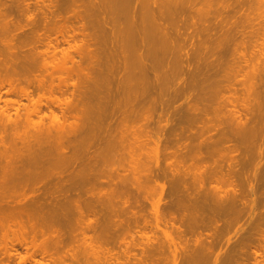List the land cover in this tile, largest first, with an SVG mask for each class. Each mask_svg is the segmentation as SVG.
<instances>
[{
	"label": "rangeland",
	"instance_id": "1",
	"mask_svg": "<svg viewBox=\"0 0 264 264\" xmlns=\"http://www.w3.org/2000/svg\"><path fill=\"white\" fill-rule=\"evenodd\" d=\"M12 1V2H11ZM47 1V2H46ZM50 1V2H49ZM53 1H55L54 3H52ZM58 1H60V2H58ZM90 1H92V2H94V4H96V2L97 1H99V0H82V4L80 5V2H81V0H79L78 1V3L75 5V10H76V12H78L77 13V15H76V13H75V11H73L72 10V8H71V10H70V8L68 7V5H66L67 7H65L66 8V10L67 9H69L70 10V14H72V15H69V10H68V12L67 11H64V9H63V11L64 12H62V15H65L64 17H66L65 19H64V17H63V19H61V20H59V21H61V23H57V21H56V23L57 24H51L50 26H51V28L49 27V29L47 30V31H49V32H46L47 34H49L50 36H51V38H54V40H55V36L56 37H59V39H60V45H59V47H57V48H59L58 50H59V52H57L56 54H55V60L54 61H56V62H58V64L57 65H59V63H60V65H61V61L60 60H62L63 62H64V59L66 60V64H65V62H64V66L63 67H66V68H62L61 70H57V68H53L52 67V65H56V63H51L52 65H50L48 62H50V61H52V62H54L53 61V59L52 60H49V59H46L47 57L46 56H44L45 54H43L42 52L40 53V51H38V53H40V54H38V53H36L37 55H35V54H33V56H32V53H31V55H28V56H32V57H34L35 56V58L36 57H41L39 60H37V62L39 61V64H41V66H44L43 68L42 67H40V65H39V67H36V65L34 64V63H36V62H31L30 63V61H31V59L29 58V57H27V55L26 54H29V53H27L30 49H28L29 47H31V46H29L31 43H30V39H28V35H29V37L31 36L32 38H33V36H35V38L37 37V35H35V34H38V32H36V31H32L31 32V24H30V19H29V15L30 14H32V15H36L37 13H39V14H41L42 12H41V8H42V5L43 4H45V5H43V7L44 6H47V4H49L48 6H50L51 5V3L52 4H57V5H60V3L61 4H63V6H65V3H63V0L61 1V0H19V2H20V4L18 3V0H0V59H2L3 60V58H5V56L9 53V52H14L15 53V55H16V53H17V56H21V53H23L22 54V56L21 57H23V58H21V62L24 64V62L26 63L27 61L24 59V52L26 53L25 55V58H29L30 59V61L29 62H27L26 64H28V65H32V64H34V65H32V66H34V68H37V70L38 71H36L33 67V69L32 70H35V72L36 73H38L39 74V76L38 77H42L44 80H46V82L45 83H47V84H51V83H54V84H58V83H62V84H65V83H67L68 85L72 82H80L81 84L83 83V85L84 84H88L89 82H93V81H97L98 83H102L101 85H99V88H98V92H99V95L100 96H102V97H105V96H108V94H110L111 95V97L112 96H114V95H116V93H115V87H116V84L117 83H122V86H120L121 88H122V93L121 94H119V96L120 97H123V98H125V97H128V96H132V94L133 95H135V94H137V95H140L139 96V98H143L144 96L143 95H145V97H144V99H143V101L140 99V101H139V103L142 101V103L141 104H138L137 106H139V107H137V111L138 110H140L139 112H140V115H141V117H140V115H138L139 113L137 112V117H134L133 118V116H130L129 114H125L124 115V112L123 113H120V112H118L117 114H118V116H119V118H117L118 116H115V117H113L114 119H113V121L115 122V118H117L116 120L117 121H119L120 120V122H119V124H121L122 125V127H123V129H126V126L128 125V124H132L133 122V119H134V124H135V126H136V129L138 130V128L141 126L140 124H144V123H147V124H145L146 126H148V127H146V129L145 130H143L142 132V135L143 136H145V137H143L142 135V138L141 139H139L138 141H135V139H133L132 138V135L130 136V138L131 139H133V141L134 142H137L136 143V145L138 146V147H136V145H135V143L133 142V141H126V143L129 145V146H132V147H129V146H127V145H125L124 146V148L122 147V146H120V147H122V149L119 147V152H118V155L115 157V159H113V158H105V160L107 161H111V163H115L114 165L113 164H111V163H109V162H107L108 164H106V161L104 162V164H103V167L105 168H107L108 170H110V169H113L114 168V170H110V171H117V173H119V175L123 178H121L123 181H124V179H125V183H127V185H125V183L123 184V181H122V185H123V187L121 188V190H120V192H119V194H121L122 193V195L121 196H123L122 197V200H124L125 198L124 197H126V199L127 200H125L126 201V204L124 203L125 201H121V203H119L120 202V198L118 197V198H116L115 200L116 201H118L117 202V206L115 205V206H113V205H110V203H108L107 204V206L106 207H108V208H106L107 210H105L106 211V220H104L103 218H101L102 220H101V223H102V226H103V228H102V226H101V228L100 227H98V228H96V229H101V231H100V229H99V231H97L96 229H94V228H91V230L93 231H91L90 229H85L84 231H86L85 232V234H89V235H92V236H96V237H98V235H99V233H103L102 231H104L105 232V235H106V237L108 238V240H107V238H106V240H107V242H105V244L104 243H101L99 240H95V242H97V243H94L93 244V242H92V244L90 243H85V242H83L82 241V243L84 244V246H83V244H81V239L80 238H82V240H83V237H84V233H82L83 232V230H81L80 228H81V226L83 227L84 226V223L83 224H81V226L80 227H78V226H76L77 228H75L74 226V228L75 229H73V228H71V229H73V230H71L70 229V227H72V226H66V227H68V228H66L65 227V231L67 230L68 231V234L70 235V233H71V235H70V237L72 238L73 236V239H70L69 238V236H68V234H67V238H68V240H67V238H66V242H68L67 243V245L66 244H64V245H59V246H56V244H54V239H52L51 237H49V238H51L50 240H49V238L48 239H44L43 237H41L40 238V236L37 238V245H36V241H34V242H32V243H34L33 245H32V243H30L31 241H30V239H32L30 236V234L31 233H29L28 232V234H27V236H26V234L24 233L23 234V232H21V230H19L16 226H12L13 227V229L11 230L10 228H8V229H10V231L7 229V228H4V230H1V229H3V227L2 226H0V243L2 244V245H0V246H2V247H0V264H38L37 263V261H35V259L36 260H39L40 258L41 259H43L42 261H44L45 262V260H46V262L45 263H47V264H51V263H54V264H68V262H69V264L71 263V264H79V263H81V264H97V262H96V260L98 261L99 260V262H98V264H111V262H112V264H121V263H123L124 262V259H125V257H128V264H136V263H134V259L132 260V258H134V256H135V253H137L136 255H137V257L139 256H141V255H143L142 253H141V251H140V249L141 248H139V247H141L139 244L141 243V241L144 239V240H146V236H147V238L149 237V239H147L146 241L150 244H148V246L150 247V249H153V250H155V249H157L156 248V246L157 245H159V243L158 242H161V241H164V239H165V241H169L170 242V240L171 239H173L174 241H176V242H178L179 244H181V246H182V248H183V246L185 245L184 243L186 242V240L187 241H189V240H191V241H189V242H187L186 244L187 245H185L184 246V248H185V250H184V252H187L186 254L187 255H189V257H190V253H193L195 250H197L198 248H200L201 246H203V243H202V241H203V239L202 238H204V240L205 241H203L204 243H205V245L207 244V246H208V243L207 242H210V244H209V246H208V248L206 247V246H204V249L206 250V252H208V254L210 255V256H208L207 258H209V259H205L206 260V263H205V261H203V262H201V264L202 263H204V264H214V259H215V257L216 256H218V255H221V256H218V263L219 264H264V256H262V255H264L263 253V251H264V246H261V245H264V195H262L261 193L262 192H264V190L263 189H261V190H259L258 191V195L256 194V197H257V199L259 200L260 198H261V200L262 201H260V203L258 202V200H256V202H257V205L255 206V209L252 211L251 210V199H252V193H251V190H247V189H249L250 188V186H249V181H253V182H255V180H253V174H254V169H253V166H254V168H255V163L260 159L259 158V156L258 157H255L256 156V153L255 152H253V151H256V149H260V147L262 146V143H263V141H264V134L262 133L261 135L263 136V137H261V135L260 134H258L257 135V137H261V138H258V141H259V143L257 144V143H255L257 140H256V136L255 137H252V138H248V140H244V142L242 143L241 142V139L239 140L240 141V143H239V141H238V148L240 149V150H244V153H245V156L248 158V160L250 159L251 161V163L252 162H254L253 161V159L255 160V162H254V164H252V167L250 168V165H251V163L250 164H248L247 163V165L249 166H246V168H244L245 167V165H244V170H243V174H242V178H241V180L240 181H242V184L241 185H243V186H241V188H242V190H243V187L245 188V186L247 185L248 187L246 188V189H244V191H242V192H245V193H241L240 194V197H242L241 199H237V200H240V201H238V207H237V209L238 210H240L238 213H237V216L235 215V214H233L232 216H230V215H227L226 217L228 218H226L225 216H223V218H221L222 217V215H216V213L215 212H213L212 210H207V212H210V214L212 213L213 215L215 214V216H217L218 218H216V221H214V216L212 217V215H209V213H206L205 215H204V217H205V221H204V223L203 224H207V223H212V225H210L209 226V224H208V226L209 227H205L206 228V230H208V231H206L205 229L203 230V228L202 227H204V226H201V231H200V229H197V231H195L196 229H194V230H192V235H191V229H190V226H194L195 225V222H194V220L192 219V217H189V216H191L190 215V211L189 210H186V211H183V214L185 215V216H183L184 217V219H185V221L187 220H189L190 222H192V224L191 223H187V221H186V223L185 224H179L178 222H176L177 224H171L170 225V223L171 222H169L170 220V217H172V215L173 214H176L177 212H178V210H177V207L175 206L174 207V197H172V196H174L173 194H171V189L173 188V177L172 176H170V175H172V172H174L175 171V168L178 166L179 168H180V166L179 165H181V166H183V169H186L187 171V173H189L188 174V176H190V177H192L193 175H195V173H197V174H199V172H197V171H199L200 170V168L201 167H203V166H205L204 165V163H208V164H210V163H212L211 165L214 167V175L217 173L216 171V168H219V166L220 165H222V164H224L223 165V172H222V170H221V173L219 172L220 170H218V172H219V174H217V175H215V178L216 177H226V176H224L223 174H225V173H227V172H225L226 170H227V168H228V162H232L233 161V159L231 158L232 156H231V154H232V150L230 151L227 147H226V145H227V143H225V142H223L224 143V146H223V144L221 143L222 141L221 140H223V135H222V130L224 129V125H225V123H226V121L227 120H225L226 119V117L228 116V113L230 114V112H232V111H237V112H239V115L241 114L242 115V118H244L246 115L245 114H247V113H251L252 111L251 110H253L254 112V115L257 113V114H263L264 115V73H262V72H260V71H262V70H264L263 68H264V62H263V64H262V61H264V58H263V56H264V21H262V20H264V0H246V2L245 1H240V2H238L237 0V2L235 1V0H233V3H235V4H233V3H231V6L230 7H232V6H234V7H236V8H234V7H232V8H228L227 6V8L228 9H230V10H226L225 8H224V6H223V10L222 9H219L220 8V6H221V4L224 2V0H217V1H222V3L220 4V3H218V4H216L215 3V1H213V2H211V3H213L212 5H210L211 3H210V0H198V1H196L195 3H193L192 1H189V3H193V5H188L187 6V4H189L186 0H182V2H179V3H176V1H174L175 3H173V1L172 0H156L157 1V3L156 2H154L153 0L151 1V3H150V1L149 0H112V1H110V0H108V4H111V5H114V8L115 9H110L111 11V15L114 17V18H116V20H117V29H115V31H114V33L112 34V24H111V22H108L109 20H111L110 18L106 21L107 22V25L103 22V24L101 25H99V23H100V21L99 22H95V21H98L99 20V18H100V15L97 13V11H96V9H93V7L95 8V6L97 5H94L92 2H90ZM184 1V2H183ZM200 1V2H199ZM212 1V0H211ZM216 1V2H217ZM231 1V0H230ZM249 1V4H246L247 2ZM7 4V3H9V4H5V3ZM44 2V3H43ZM46 2V3H45ZM64 2H66V1H64ZM86 2V3H85ZM172 2V3H171ZM227 2H228V0L226 1L225 0V2L223 3L224 5L226 4L227 5ZM3 3H4V5H3ZM14 3V5H12ZM18 3V4H17ZM23 3V4H22ZM25 3H26V5H25ZM90 3V4H89ZM155 5H154V4ZM182 3V4H181ZM214 3L216 4V5H214ZM229 3V2H228ZM229 3V4H230ZM239 3H244L245 5H243L244 7H241V8H243V9H239V6L241 5V4H239ZM11 4V5H10ZM84 4V5H83ZM175 4V5H174ZM178 4H181L182 6H179V8H181L180 10H178L179 8H177V5ZM185 4H186V7H187V11H185V9H183V7H185ZM220 4V5H219ZM222 4V5H223ZM229 4H228V6H229ZM236 4H238L237 6H236ZM30 5H32V6H30ZM33 5H35V6H33ZM80 5V8L78 7ZM92 5V6H91ZM171 5H173V6H176V7H174V9L176 10V8H177V10L179 11V12H181L182 10L184 11V12H186V13H184V12H182L184 15H185V17H184V15L182 14V13H180V15L182 16V21H183V18H184V22L185 23H183L182 24V21H180L181 20V16L179 15V12H176L175 11V14L177 15V13H178V16H180V17H176V15L174 14V11H173V7L171 6ZM195 5H197L196 6V8H199L200 9V11H196L195 10V12H193L192 10H194L195 9ZM217 5L219 6V10H220V12H219V10L217 9ZM247 5V6H246ZM28 6H29V8H28ZM36 6H38L37 8H35ZM90 6V7H89ZM110 6V5H109ZM135 6V7H134ZM191 6V7H190ZM194 6V7H193ZM210 6H213L212 8L210 7ZM242 6V5H241ZM2 7V8H1ZM5 7V8H4ZM12 8L11 10L9 9V8ZM77 7V8H76ZM83 7H85L86 8V10H85V8H83ZM97 7V6H96ZM170 7V10H172V14H174L175 16H174V18H173V20L175 19V17L179 20H174V21H172V22H170L171 24H169V26H171L172 27V30H171V28L168 26V28H170L169 30H170V35L172 34V36H171V38L173 39V43H176L175 44V46H173V43L171 44V47L173 46L174 48H175V51L173 50V47H172V49H170L171 47L169 46V49H167L168 50V52H166L167 54H165L166 55V59H167V57L170 59H167V67H166V69H165V66H164V69H162L163 67H159L160 69H157L158 70V72H159V74H158V72H157V70L155 71L156 72V74L154 73V71H152V69L150 68L149 69V72H148V77L144 74V70H145V68H149V66H150V62H151V56L153 55V53H152V51H150V55H149V52H148V50H147V46H146V42H145V44H140L139 43V41H140V36L141 35H144L145 37L147 36L148 38H151V39H154V37H155V35L157 34V30H156V28H155V26H154V15L157 17V18H159V16H161V14H162V18L165 20V23L168 21V18H167V20H166V17L165 16H171L172 14H170V10L168 9ZM185 7V8H186ZM193 7V8H192ZM215 7V8H214ZM222 7V6H221ZM132 8H134L135 9V13H136V20H137V27H136V29H135V32H132V30H131V27H130V24H129V15H130V13L132 12ZM151 8H159L160 10L159 11H156V12H154V14H153V9H151ZM189 8H191V9H189ZM214 8V9H213ZM34 9V10H33ZM38 9H40L39 11H38ZM82 9V10H81ZM84 9V10H83ZM156 9V10H157ZM210 9L211 10H213V11H210ZM239 9V10H238ZM244 9H246V10H244ZM34 12H32V11ZM78 10H81L80 12L78 11ZM94 10H95V12H94ZM112 10H114L113 12H112ZM218 10V11H217ZM225 13L226 12V14L227 15H225L226 17L227 16H229L230 15V18H231V15H232V13L231 14H229L230 13V11H232V12H234L233 13V15H235V17H232L233 18V20H230V22H229V24L233 21H235V20H237V22H236V24H235V22L233 23L234 25L232 26L231 24L229 25V24H227V27H224V25H223V27H221L222 26V24L224 23H226L225 22V20L224 19H220L222 16H224V13L223 14H221V12L222 11ZM226 10V11H225ZM73 11V12H72ZM86 11V12H85ZM161 11V12H160ZM227 11H229V12H227ZM249 11V12H248ZM92 12V13H91ZM213 12H214V14H213ZM218 12H219V16L217 15L218 14ZM245 14H244V13ZM75 15H74V14ZM80 13V15H78ZM82 13H85V15H84V17L82 16ZM89 13H90V15H89ZM98 15H97V14ZM216 13V14H215ZM239 13V14H238ZM243 13V14H242ZM88 14V15H87ZM94 14H96V15H94ZM164 14V15H163ZM187 14H188V16H187ZM190 14V15H189ZM216 15V17L217 18H219V19H217L218 20V22H217V20L215 19V16ZM10 18H9V17ZM77 16H79V17H77ZM165 18H164V17ZM244 16V17H243ZM6 17H8V19L6 18ZM76 17V18H75ZM87 17V18H86ZM89 17H91L90 19H88ZM94 17V18H93ZM108 17H109V15H108ZM107 17V18H108ZM172 17H173V15H172ZM171 17V18H172ZM240 17V18H239ZM242 17H243V19H242ZM79 18H81V19H79ZM95 18H96V20H95ZM98 18V19H97ZM171 18H169V19H171ZM180 18V19H179ZM222 18H225V17H222ZM227 18H229V17H227ZM227 18H225L226 20H227ZM231 18V19H232ZM3 19V20H2ZM6 21H5V20ZM12 19V20H11ZM86 19V20H85ZM88 19V20H87ZM105 19L106 18H104V21H105ZM163 19H161V21H163L164 22V20ZM235 19V20H234ZM241 19V20H240ZM9 20H11V21H9ZM77 20H79V21H77ZM224 20V21H223ZM243 20V21H242ZM4 21V22H3ZM7 21H8V23H7ZM58 21V22H59ZM63 21V22H62ZM85 21L89 26H83V22ZM92 21V22H91ZM176 21V22H175ZM177 21H178V24L179 25H183V27L185 28L184 29V31H183V29H179V25H177ZM214 21H216V24L218 23L219 24V26H217V25H212V24H214L215 22ZM219 21H220V23H221V21L223 22V23H221V26H220V23H219ZM228 21V20H227ZM15 22V23H14ZM95 22V23H94ZM180 22H181V24H180ZM194 22H197V25H193V23ZM63 23V24H62ZM78 23V24H77ZM239 23V24H238ZM30 24V25H29ZM62 25V28L60 27V25ZM74 24V25H73ZM81 24H82V27H80L81 26ZM110 26H109V25ZM172 24H174V25H177V26H174V25H172ZM196 24V23H195ZM240 25V26H238V25ZM245 26H244V25ZM56 25V26H55ZM71 25V26H70ZM76 25V26H75ZM105 25V26H104ZM168 25V22L166 23V25L165 26H167ZM185 25V26H184ZM205 25H207V26H205ZM229 25V26H228ZM52 26H53V29H52ZM58 26H59V30L58 29H56V28H58ZM103 26V27H102ZM108 28H107V27ZM173 26H174V28L176 27V30H174V32H172L173 31ZM203 26V27H202ZM209 26V27H208ZM210 26H212V28H210ZM216 26H217V28H216ZM225 26H226V24H225ZM236 26H237V29H236ZM55 27V28H54ZM75 27V28H74ZM79 27V28H78ZM90 27V28H89ZM182 27V26H181ZM182 27V28H183ZM199 28V29H196V28ZM204 27H206V29L204 28ZM215 27V28H214ZM222 28V29H225L226 28V30H223L224 32L225 31H229V32H226L225 34H222V36H220L221 34L220 33H222L223 31H222V29H220V28ZM235 29H234V28ZM60 28H61V30H60ZM84 28H85V30H84ZM108 31V29H109V31H108V34H109V32L111 33V34H109V35H111V37H108V34H107V31H105V29ZM168 28H166L167 30H168ZM200 28H202V29H200ZM210 29V31H209V29ZM229 28V29H228ZM70 29V30H69ZM82 29V30H81ZM203 29H205V31L208 29V31H206V33H204V35H199V31L200 32H202V30ZM220 31V33H219V31ZM242 30V31H244V32H242V31H240L239 32V30ZM19 31V32H17V31ZM51 30H53V31H51ZM74 30H76V31H74ZM79 30H81V31H83L82 33L79 31ZM88 30V31H87ZM101 30H103V31H101ZM169 30H168V32H169ZM178 30H180V32H178ZM182 30V31H181ZM234 30H236V31H234ZM12 31V32H11ZM13 31H15L14 33H13ZM29 31V32H28ZM43 29H42V31H40L39 32V34H38V37H39V35L41 34V32L43 33ZM58 33H57V32ZM204 31V30H203ZM204 31V32H205ZM218 31V32H217ZM53 32V33H52ZM69 32V33H68ZM73 32V33H72ZM91 32H92V34H91ZM181 32H184V33H186V34H184V33H181ZM223 32V33H224ZM233 32V33H232ZM243 34H242V33ZM20 33V34H19ZM30 33V34H29ZM66 33V34H65ZM68 33V34H67ZM71 33V34H70ZM76 33V34H75ZM77 33H78V36H76L75 37V35H77ZM105 33H106V35H105ZM174 33H176V34H178V35H180V34H182V36L186 39L187 38V40H185L184 38H183V40H181L182 39V37H175L174 38V36H173V34ZM203 33V32H202ZM217 35H219L221 38L219 39L220 41H216V38L218 39L219 38V36L217 37L216 36V34ZM219 33V34H218ZM227 33H229V34H227ZM16 34H18V35H20L21 36V38H20V36H18V35H16ZM22 34V35H21ZM26 34V35H25ZM34 34V35H33ZM62 36H61V35ZM74 34V35H73ZM197 34V35H196ZM201 34V33H200ZM211 34H213L214 36L213 37H210V35ZM231 34H233V36H234V38H233V36L231 35ZM236 34V35H235ZM12 35H14V36H12ZM25 35V37H23ZM53 35H54V37H53ZM88 35H89V37H88ZM94 35H95V37H94ZM175 35V34H174ZM177 35V36H178ZM192 37V39H191V37ZM209 35V36H208ZM224 35V36H223ZM225 35H227V37H231L230 39H228ZM63 36H67V37H63ZM72 38H70V37ZM85 36V37H84ZM93 36V37H92ZM176 36V35H175ZM189 36V37H188ZM212 36V35H211ZM15 37V38H14ZM27 37V38H26ZM79 37V38H78ZM207 37H208V39L210 40V39H214V37H216L215 39H214V41L215 42H217V44L216 45H222L223 43V45L225 46H227V44L226 43H229V42H226V40L227 41H230V42H232V39H233V41H234V43L232 42V44H233V47H232V45L230 46V43H229V46H225L226 48V50H228L227 51V53L225 52V54H227V56L224 54V50L222 49L223 48V45L222 46H220V48L218 47V48H215V49H217V51H215V49L214 50H212L214 47H215V42L214 41H212V42H208L207 41ZM210 37V38H209ZM226 37V39L224 40V38ZM13 38V39H12ZM35 38H33L34 40H33V42L35 41ZM65 39V38H67L70 42L68 43V41L66 42V39H65V41L64 40H61V39ZM76 39V40H74V39ZM82 38V39H81ZM189 38H190V41H189V44H188V40H189ZM204 38L206 39V42L205 41H200L201 39L202 40H204ZM243 38H244V40H243ZM37 39V38H36ZM79 39H81L80 40V42H78L77 40H79ZM88 39H90V40H88ZM96 39V40H95ZM113 41H112V40ZM175 39V40H174ZM180 39V40H179ZM199 39V40H198ZM74 40V41H73ZM92 40H93V43H92ZM112 42H111V41ZM197 40H198V42H202L204 45H202L201 46V44L202 43H197ZM32 41V40H31ZM36 41H38V40H36ZM63 41V42H62ZM76 41V42H75ZM115 41V42H114ZM174 41H176V42H174ZM180 41H186L187 43L185 44L184 42L182 43V42H180ZM222 41V42H221ZM14 42H15V44H14ZM24 42H26V43H24ZM29 42V43H28ZM33 42H32V44H33ZM95 42V43H94ZM107 42H108V44H107ZM177 42L179 43V44H177ZM208 42V43H207ZM219 42H221V44H218ZM35 43V42H34ZM65 43V44H64ZM68 43V44H67ZM73 43V44H72ZM75 43L76 44H78V45H80V49L78 50L79 52H76L77 50H74V48L73 47H71V45H75ZM84 43V45H83V47H81V45ZM86 43H88V44H86ZM90 43V44H89ZM180 43H181V45H180ZM196 43H197V45H199V47H203L202 49L203 50H201V48H199L200 49V51H199V49L197 50L196 49V47H197V45H196ZM210 43H212V45H214V47L213 46H211V49H210ZM27 44V45H26ZM29 44V45H28ZM37 44V43H36ZM55 44V43H54ZM67 44V45H66ZM182 44H184V46H186L187 44V46L185 47V51H184V47L182 46ZM208 44V45H207ZM42 46V44L41 43H39V41H38V44H37V47L36 48H33V49H36V50H43V48H45V45L46 44H43V48L41 47ZM63 45V46H62ZM65 45V46H64ZM69 45V46H68ZM176 45H178L179 46V48L176 46ZM9 46V47H8ZM10 46L12 47V46H14V47H12V48H10ZM40 46V47H39ZM68 46V47H67ZM86 46H87V48H86ZM108 46H109V48H108ZM196 46V47H195ZM206 46V47H205ZM207 46H209V49H210V51L213 53V54H211V52H207L206 50H207ZM17 47V48H16ZM47 47V46H46ZM66 47V48H65ZM177 47V48H176ZM189 47H193L192 49H190ZM195 47V48H194ZM229 47L231 48V49H229ZM14 48V49H13ZM92 48H93V50H92ZM187 48V49H186ZM233 48V49H232ZM61 49V50H60ZM65 49V50H64ZM68 49V50H67ZM86 50V52L85 51H83V50ZM91 49V50H90ZM95 49V50H94ZM112 49V50H111ZM176 49H178L177 51H176ZM179 49H180V51H181V53H179V54H182V53H187V52H190V50H192L193 51V49L195 50V51H193V53H192V58H189V56H191V53L189 54V53H187V54H184L183 56H181V55H179L178 54V52H179ZM190 49V50H189ZM208 49V50H209ZM221 49V50H220ZM28 50V51H27ZM32 50V49H31ZM52 50V49H51ZM72 50V51H71ZM88 50H90V51H88ZM109 50H111V51H109ZM223 50V51H222ZM21 53H20V52ZM91 51H95V57H93V55H92V53L90 54V52ZM97 51V52H96ZM183 51V52H182ZM191 51V52H192ZM196 51L197 52H201V53H196ZM219 51H222V55H224V56H217V53L219 52ZM12 52V54L14 55V53ZM19 52V53H18ZM66 52H68V55H66ZM74 52H75V54H74ZM91 55V57L90 56H88L89 54ZM108 52V53H107ZM110 52H112L111 54L112 55H110ZM177 52V53H176ZM195 52V53H194ZM217 52V53H216ZM228 52H229V54H228ZM6 53V55L4 56V54ZM52 53H54V52H52ZM59 53V54H58ZM62 55H61V54ZM69 53H70V55H69ZM87 53V54H86ZM159 53H161V52H159ZM158 53V54H159ZM215 53H216V55H215ZM2 54V55H1ZM10 54V53H9ZM8 54V55H9ZM41 54H43V55H41ZM74 54V55H73ZM81 54V55H80ZM85 54V55H84ZM162 54V53H161ZM161 54H159V55H161ZM179 55V57H178V55ZM11 55V54H10ZM7 56L8 58H7V60H9V61H11V60H13V58L14 57H16V56ZM40 55V56H39ZM59 55V56H58ZM60 55H61V57H63L62 59H61V57H60ZM75 56L74 57V61L73 60H71L70 58H71V56ZM87 55V56H86ZM108 55H110V57L108 56ZM158 55V56H159ZM214 55L218 58H216L215 60H214ZM2 56V57H1ZM43 56V57H42ZM69 56V57H68ZM72 56V57H73ZM80 56V57H79ZM83 56V57H82ZM106 56H108V57H106ZM112 56V57H111ZM177 56V57H176ZM12 57V58H11ZM46 57V58H45ZM65 57V58H64ZM86 57V58H85ZM93 57V58H92ZM182 57V58H181ZM185 57H187V59H185ZM213 57V58H212ZM9 58H11V60L9 59ZM82 58H83V60H82ZM107 58V59H106ZM110 58V59H109ZM179 58V59H178ZM219 58H220V64H221V66H220V64L217 66V67H220V68H217L216 67V64H218L219 63ZM16 58H14V61H16L15 60ZM23 59V60H22ZM36 59H38V58H36ZM36 59L34 60V61H36ZM51 59V58H50ZM60 59V60H59ZM187 60V62L185 61V60ZM188 59H190V60H188ZM0 61V62H3V61ZM18 60H19V58H18ZM18 60L16 61V64L17 63H19L18 62ZM58 60V61H57ZM78 60L80 61V63L78 62ZM180 60V61H179ZM181 60H184V61H181ZM14 61L12 62L13 64H14ZM48 61V62H47ZM77 61V62H76ZM111 61V62H110ZM222 61H223V63H222ZM227 61V62H226ZM4 64H7V66H5L4 64V66L2 65H0L1 67H8V64H9V67H10V65H11V62L9 63H6L7 61H6V59H4ZM45 62L46 63H48V65H45ZM176 62V63H175ZM177 62H178V64H177ZM180 62V63H179ZM216 62V63H215ZM78 63V64H77ZM110 63H111V67H109L110 66ZM182 63V64H181ZM211 63H212V66H211ZM0 64H2V63H0ZM22 64V65H23ZM26 64H24V65H26ZM77 64V65H76ZM107 64L109 65V66H107ZM147 64H148V66H147ZM175 64H177V65H175ZM188 64V65H187ZM20 65V64H19ZM18 64H17V66H19ZM27 65V66H28ZM30 65V66H31ZM38 65V64H37ZM146 65V66H145ZM180 67H179V66ZM183 65H185V67H183ZM186 66H189V67H187L186 68ZM215 66V67H214ZM0 67V70L2 69H4V68H1ZM12 67H13V65H12ZM22 66L20 65V67H18L19 69L21 68ZM48 69L46 72H44L43 71V69L44 70H46V68ZM59 67V66H58ZM145 67V68H144ZM178 67V68H177ZM181 67H183V70L182 69H180ZM211 67H212V69H211ZM23 68V67H22ZM25 68H26V66H25ZM27 68H29V69H31V67H27ZM61 68V67H60ZM109 69V74H107V71H108V69ZM175 68H176V70H175ZM213 68H217L216 70H214L213 71ZM260 68H261V70H260ZM9 69V68H8ZM11 69V68H10ZM29 69H27V71H30ZM59 69V68H58ZM178 69V70H177ZM219 69V71H217ZM7 70V69H6ZM12 70H14V69H12ZM11 70V71H12ZM23 70L25 71L26 69H24L23 68ZM52 70H55V71H53V74L51 75L50 73H51V71ZM160 70V71H159ZM163 70H164V72H165V74H164V72H163ZM167 70V71H166ZM179 70H180V73H177V72H179ZM17 71V70H16ZM15 71V73L17 74L18 73V71L16 72ZM20 71H21V69H20ZM26 71V72H27ZM44 72L43 74L44 75H40V74H42L41 72ZM162 71V72H161ZM214 72V74H212L213 72ZM217 71V72H216ZM1 72V71H0ZM6 72V71H5ZM8 72H9V75L8 76H10V78L12 77V74L14 73V71H13V73L11 74L10 73V71L8 70ZM35 72H32L34 75H37V74H35ZM161 72V73H160ZM169 72V73H168ZM210 72H211V74H210ZM264 72V71H263ZM14 73V74H15ZM22 73L23 72H21V74H18L19 76H21L22 75ZM262 75H261V74ZM5 74V73H4ZM2 75V76H6V74H8V73H6L5 75ZM13 74V77L16 75H14ZM157 74H158V77H157ZM161 74V75H160ZM164 74V75H163ZM168 74V75H167ZM18 75H16V77L18 76ZM32 75V74H31ZM34 75H32V76H34ZM160 75V76H159ZM2 76L0 75V79L2 80H0V82H3V79H4V77L2 78ZM19 76H18V78H19ZM31 76V77H32ZM146 76V77H145ZM167 76V77H166ZM169 76V77H168ZM263 76V77H262ZM12 77V78H13ZM16 77H14V78H16ZM22 77V79H23V77H24V75H22L21 76ZM20 77V78H21ZM31 77H29V78H31ZM35 77V76H34ZM162 77V78H161ZM164 77V78H163ZM9 78V77H8ZM106 78H110L111 79V81H110V87L112 88L111 90H108V88H110L109 86H107V84H105V79ZM160 78V79H159ZM167 78V79H166ZM5 79H7V76L5 77ZM146 79V80H145ZM147 79H149V85L147 86V87H143V85L142 84H140V83H144V82H147ZM33 80V79H32ZM161 80V81H160ZM168 80V81H167ZM152 82H155V84L157 83V85H155L154 87H153V83ZM168 82V83H167ZM32 83V82H31ZM34 83V82H33ZM71 83V84H72ZM137 83H139L138 84V86H137ZM25 85V82L23 81L22 82V85ZM69 85V88H73L72 86L73 85ZM161 85V87H160V85ZM163 84V85H162ZM183 84V85H182ZM187 84V86H190V88H186L187 86H185ZM27 85V84H26ZM130 85H132V86H130ZM166 85H168V86H166ZM182 86L183 87V92L184 93H182L181 94V92H180V88H182V87H179V86ZM184 86H185V88H184ZM33 87H35V85L33 86ZM130 87H132V88H130ZM177 87L179 88L178 90H177ZM31 88H32V86H31ZM69 88H68V90H69ZM157 88V89H156ZM175 88V90H173ZM71 89H70V91H71ZM143 89H145L144 90V92L142 93V91H143ZM161 89V90H160ZM185 89H186V91L187 92H185ZM188 89V90H187ZM182 90V89H181ZM70 91H67L66 93H62V92H58L57 90L56 91H54V92H50L49 90H47V89H45V91H44V89H43V93H42V91L41 90H37V89H35V98H38V96L39 95H41V96H43L42 98V100H43V102H47L48 100H49V98H54L55 96H58V98H60V99H63L64 97L65 98H71V93H70ZM6 92V87H4V88H2L1 90H0V96H2L3 97V99L4 98H7V96L8 97H16V95H13V96H11L10 94H6L5 93ZM41 93V94H39V93ZM146 92V93H145ZM174 92H178V93H174ZM216 93V94H215ZM150 94V95H149ZM175 94V95H174ZM177 94H178V96H177ZM10 95V96H9ZM180 95V96H179ZM45 96H46V98H45ZM118 96V97H119ZM177 96V97H176ZM147 97V98H146ZM179 97V98H178ZM213 97V98H212ZM216 99H215V98ZM146 98V99H145ZM152 98H153V101H152ZM154 98H155V100H154ZM178 98V99H177ZM162 99H163V102H162ZM167 100V101H166ZM159 101V102H158ZM169 101V102H168ZM221 101H223V102H221ZM23 102H25V103H28V100H27V98L25 99H23ZM153 102H154V104H153ZM164 102H166L165 103V105H164ZM11 102H8V105L9 106H11V104H10ZM168 103H169V105H168ZM0 104L1 105H3V104H5V101L4 100H2L1 102H0ZM144 106H143V105ZM153 104V105H152ZM159 104V105H158ZM196 104H197V106H196ZM198 105H199V107H198ZM243 105H245V106H243ZM151 106V108H149ZM195 106V107H194ZM205 106H206V108H205ZM163 107H165V108H163ZM184 107V108H183ZM189 107V108H188ZM203 107L205 108V112L203 111L204 109H203ZM241 107H243V108H241ZM245 107V108H244ZM139 108V109H138ZM159 108V109H158ZM163 108V109H162ZM181 108V109H180ZM190 108H191V110H190ZM193 108H197L196 109V111H194L195 109H193ZM198 108H200V109H198ZM202 108V109H201ZM248 108V109H247ZM250 108V109H249ZM59 108H57L56 110V113L57 114H59V116H60V114L61 113H59V112H61V111H59L58 110ZM82 109V108H81ZM141 109H144V111L143 110H141ZM153 109V110H152ZM182 110L181 112H182V114H181V112H180V110ZM185 109V110H184ZM223 109H225V110H223ZM229 109H231V110H229ZM245 109V110H244ZM247 109V110H246ZM44 111H46L47 113H50V111H49V109H47V108H44L43 109ZM193 110V111H192ZM200 110H202V111H200ZM242 110V111H241ZM141 111L143 112V115H142V113H141ZM221 111H223V112H221ZM234 111V112H235ZM80 112H82L83 113V111L82 110H80ZM154 112V113H153ZM176 112V113H175ZM178 112V113H177ZM187 112V114H188V112H197V113H199L201 116L200 117H203V118H200L199 120L198 119H194V120H192V119H188L187 120V118L184 120L183 119V117H182V115L183 114H185ZM233 112V113H234ZM243 112V113H242ZM129 113V112H128ZM202 113V114H201ZM205 113H207V114H205ZM232 113V114H233ZM252 113V114H253ZM81 114V113H80ZM116 114V115H117ZM153 114V115H152ZM173 114V115H172ZM175 114V115H174ZM179 114H181V117H180V115ZM205 114V115H204ZM226 114H227V116H226ZM127 115V117H125L124 118V116H126ZM162 115H163V117H162ZM34 119H38V116H36V115H31ZM121 116H122V118H121ZM150 116V117H149ZM159 116V117H158ZM179 116V117H178ZM248 117H250L251 115H247ZM246 116V117H247ZM132 117V118H131ZM152 117V118H151ZM162 119H161V118ZM176 117H178V119L176 118ZM121 118V119H120ZM130 120H128V119ZM135 118H137V119H135ZM139 118H140V120H139ZM155 118V119H154ZM165 118V119H164ZM72 119H73V121L75 120L74 118H70L69 120L70 121H68V122H72ZM124 119H126V121H128L129 123H127V125H126V122L124 123ZM132 119V120H131ZM142 119H144V120H142ZM154 119V120H153ZM158 119V120H157ZM173 119H174V122H173ZM180 119H183V121H180ZM123 120V122H121ZM142 120V121H141ZM150 120V121H149ZM153 120V121H152ZM164 120H166V121H164ZM172 120V121H171ZM204 120H206V121H204ZM211 120V121H210ZM112 121V122H113ZM117 121L115 122V123H117ZM135 121H137V123H135ZM149 121V122H148ZM155 121H156V125H155ZM177 121V122H176ZM185 121V122H184ZM198 121V122H197ZM139 122V123H138ZM181 122H184V123H182L181 124ZM190 122V123H189ZM205 122H206V124H205ZM218 122V123H217ZM225 122V123H224ZM44 126H43V128H46L47 129V126H49V127H54L55 129H56V127H57V123L56 122H54L53 123V121L49 118H45V120H44ZM115 123H112L113 125H115ZM158 123H159V125H158ZM170 123H171V125H170ZM176 123H178L177 125H175ZM216 123V124H215ZM174 124V125H173ZM205 126H204V125ZM208 124V125H207ZM215 124V125H214ZM126 125V126H125ZM158 125V126H157ZM169 125H170V127L171 126H173V128H170L169 127ZM181 125V126H180ZM204 127H202V126ZM163 126H164V128H166V129H164L163 128ZM168 126V127H167ZM176 127V129H175V127ZM215 126V127H214ZM201 127V128H200ZM219 127V128H218ZM168 128V129H167ZM178 128V129H177ZM180 128H182V129H184V130H182V129H180ZM186 128V129H185ZM214 128V129H213ZM222 128V129H221ZM156 129V130H155ZM162 129V130H161ZM163 129H164V131H163ZM170 129V130H169ZM203 131L204 129H208V130H204L203 131V134H202V132L199 134V132L201 131V130ZM211 129V130H210ZM136 130V131H137ZM161 130V131H160ZM167 130V131H166ZM174 130H176V131H174ZM188 130V131H187ZM190 130V131H189ZM199 130V131H198ZM209 130L211 131V132H209ZM214 130V131H213ZM146 131V132H145ZM149 133H148V132ZM166 131V132H165ZM174 131V132H173ZM181 131H183V132H181ZM51 132H56V130H53V131H51ZM165 132V133H164ZM168 132H170V133H168ZM178 133V134H176V133ZM195 132L196 133H198L197 135V137L195 136ZM206 132V133H205ZM175 133V134H174ZM183 133H184V135H183ZM186 133V134H185ZM205 133V134H204ZM139 134H141V132L139 133ZM148 135V137H147V135ZM150 134V135H149ZM173 134V135H172ZM180 134V135H179ZM181 134L183 135V138H185L184 140L183 139H181L182 138V136H181ZM212 134V135H211ZM175 135V136H174ZM177 135V136H176ZM191 135V136H190ZM200 135H203V138H201L202 136H200ZM209 135V136H208ZM210 135H211V137H210ZM229 136H227V137H232V135L231 134H228ZM171 136V137H170ZM189 138H188V137ZM207 136V137H206ZM222 138H221V137ZM146 137H147V140H146ZM208 137H210L209 139H208ZM144 138V139H143ZM167 138V139H166ZM170 138H171V140H170ZM173 138H174V140H173ZM181 139L180 141H176V140H179V139ZM194 138H195V140H194ZM206 138V139H205ZM149 139V140H148ZM151 139V140H150ZM201 139H202V142H201ZM207 139L209 140V141H207ZM221 139V140H220ZM247 139V138H246ZM251 139H255V140H251ZM260 139V140H259ZM141 140V141H140ZM217 141L218 142V140H219V143H221L220 145H222L223 147H219L220 145L219 144H217L216 145V149L217 150H215V148H213L214 150H213V155H211V156H209V151H208V147L207 146H209L210 144H211V142L212 141ZM144 141H146V142H144ZM190 141V142H189ZM204 141V142H203ZM248 141V142H247ZM261 141V142H260ZM139 142L141 143V145H139ZM144 142V143H143ZM185 142V143H184ZM193 142V143H192ZM209 142V143H208ZM252 142H254V143H252ZM125 143V142H124ZM177 144L176 145V147H173L172 148V146H173V144ZM179 143V144H178ZM199 143V144H198ZM201 143H202V145H201ZM205 145H204V144ZM250 143V144H249ZM171 144V145H170ZM175 144H174V146H175ZM186 144V145H185ZM195 144V145H194ZM196 144H198V145H196ZM252 144L254 145V147L252 146ZM261 144V145H260ZM182 145V146H181ZM187 145H189V146H187ZM200 145V146H199ZM251 145V147H248V146H250ZM258 145V146H257ZM170 146V147H169ZM185 146H187V147H185ZM192 146V147H191ZM194 146V147H193ZM197 146H198V149H195V148H197ZM204 146H206V147H204ZM255 146H256V148H255ZM169 147V148H168ZM182 147V148H181ZM199 147L201 148L200 150H199ZM254 148V149H251V148ZM168 148V149H167ZM172 148V149H171ZM175 148L178 150H176V152H175ZM180 148V149H179ZM184 148V149H183ZM194 148V149H193ZM204 148V149H203ZM207 148V149H206ZM219 148V149H218ZM220 148L222 149V148H224V149H222V150H220ZM227 148V149H226ZM183 149V150H182ZM188 149V150H187ZM192 149V150H191ZM212 149V148H211ZM210 149V150H211ZM226 149V150H225ZM252 151H251V150ZM181 150V151H180ZM189 150H190V152H189ZM193 150H195L196 152L199 150L200 152H198L197 154H196V156H195V154L194 153H196L195 151H193ZM202 150V151H201ZM173 153H172V152ZM193 151V154L191 153ZM207 152L208 154H205L204 152ZM174 152H175V154H174ZM191 153L190 155H189V153ZM203 152V155L205 156H208V158H204V156L201 154V155H199L200 153H202ZM229 152L231 153L230 154V156H229ZM253 152V153H252ZM171 153L172 154H174V155H171ZM177 153V154H176ZM184 153V154H183ZM185 153H187V154H185ZM255 153V154H254ZM210 154H211V151H210ZM228 154V155H227ZM233 154H237V153H233ZM253 154V155H252ZM257 154H259V151L257 150ZM179 156V157H177V156ZM186 155V156H185ZM197 155H198V159H197ZM225 155H227V156H229L228 157V159H231V161L229 160L228 161V159H227V156H224ZM249 155H252V156H254V157H251V158H249ZM171 156H174V157H171ZM175 156H176V158H179V159H176L175 158ZM193 156H195V157H193ZM203 156V157H202ZM214 156V157H213ZM223 156V157H222ZM192 157V158H191ZM173 158V159H172ZM176 160H179V161H176ZM183 158V159H182ZM189 158H190V160H189ZM213 158V159H212ZM222 158V159H221ZM113 161H112V160ZM195 159H197V161L195 160ZM202 159V160H201ZM173 161V165H174V167H173V165L172 164H170L172 161ZM187 160V161H186ZM192 160V161H191ZM208 160H210V161H208ZM215 160V161H214ZM221 162V160H222V163H220V165H219V161ZM257 160V161H256ZM114 161H116V162H114ZM184 161V162H183ZM199 161V162H198ZM202 161V162H201ZM179 162V163H178ZM195 162V163H194ZM224 162V163H223ZM225 162H227V163H225ZM169 163V164H168ZM182 163V164H181ZM197 163V164H196ZM200 163V164H199ZM203 165H202V164ZM217 163V164H216ZM189 164H190V166H189ZM199 164V165H198ZM263 164H264V160H263ZM110 165V166H109ZM170 165H172V167L170 166ZM177 165V166H176ZM192 165H195V166H192ZM227 166V167H225L224 168V166ZM110 168H109V167ZM116 166V167H115ZM168 166H169V168H168ZM176 166V167H175ZM201 166V167H200ZM165 167V168H164ZM187 167V168H186ZM198 167V168H197ZM200 167V168H199ZM216 167V168H215ZM247 167L249 168V171H250V169H251V173L252 174H250L252 177H250V176H248V174H249V172L247 171L246 172V169H247ZM118 168V170H119V172H118V170H116ZM159 168H163L162 169V171L161 170H158ZM171 168H172V170H171ZM188 168L189 169H191V171L190 170H188ZM195 168V169H194ZM106 169V170H107ZM153 169V170H152ZM169 169V170H168ZM198 169V170H197ZM105 170V171H106ZM106 171V172H109V171ZM158 170V171H157ZM164 170H167V171H165V174H164ZM174 170V171H173ZM248 170V169H247ZM260 170V169H259ZM169 171V172H168ZM178 170H176L175 172H177ZM189 171V172H188ZM194 171H195V173H194ZM159 172V173H158ZM161 172H163V174L161 173ZM244 172L246 173V174H244ZM264 172V171H263ZM116 173V174H117ZM161 173V174H160ZM191 173V174H190ZM122 174V175H121ZM134 174V177H132L131 175H133ZM156 174H158V175H156ZM193 174V175H192ZM196 174V175H197ZM220 174H221V176H220ZM126 176V178H128V180L125 178V176ZM245 175H247V177L245 176ZM124 176V177H123ZM152 176H154V177H152ZM166 176V177H165ZM131 177V178H130ZM157 177V178H156ZM162 177V178H161ZM169 177V178H168ZM134 178H137L136 180H134ZM248 178V179H247ZM121 179H119V181H121ZM130 179V180H129ZM221 179V178H220ZM247 179V180H246ZM251 179V180H250ZM126 180H127V182H126ZM245 180V182L243 183V181ZM133 182H135V183H133ZM221 182H222V184L225 182V180H222L221 179ZM220 182V183H221ZM217 182H215V184H216ZM226 183V182H225ZM246 183V184H245ZM129 184V185H128ZM133 184V185H132ZM141 184V185H140ZM126 187H125V186ZM140 185V186H139ZM223 185H225V184H223ZM106 186V187H105ZM133 186V187H132ZM95 187V191H98L99 189L100 190H102V189H105V188H109V186L108 185H100V186H98L99 187V189H98V187H97V185H95L94 186ZM97 187V188H96ZM129 187V188H128ZM128 188V189H127ZM131 188V189H130ZM135 188H136V190H135ZM262 188H264V187H262ZM125 189V190H124ZM134 189V190H133ZM128 190V191H127ZM247 190V191H246ZM122 191V192H121ZM132 191V192H131ZM135 191V192H134ZM137 192V193H136ZM247 192V193H246ZM248 192H250V194H248ZM124 193V194H123ZM134 193V194H133ZM139 193V194H138ZM230 193H232V192H228V194H227V196L230 198V196H231V198H232V194H230ZM130 194V195H129ZM135 195V196H133V195ZM225 194V193H224ZM245 194V195H244ZM247 194H248V197H247ZM264 194V193H263ZM126 195V196H125ZM139 195V196H138ZM144 195H146V196H144ZM242 195V196H241ZM259 195H260V197H259ZM127 196L129 197V199L127 198ZM142 196H144V197H142ZM246 196V197H245ZM263 196V197H262ZM130 197H132V198H130ZM135 197H137L136 198V200L134 199ZM139 197V198H138ZM124 198V199H123ZM143 198V199H142ZM248 198V199H247ZM263 198V199H262ZM132 199H133V201H132ZM139 199V201H138V204H137V200ZM172 199V200H171ZM246 201H245V200ZM250 199V200H249ZM129 200V201H128ZM156 200V201H155ZM241 200H243V202L241 201ZM130 201H132V203L130 202ZM169 201V202H168ZM245 201V202H244ZM248 201H250V202H248ZM129 202V203H128ZM136 202V203H135ZM140 202V203H139ZM150 202V203H149ZM165 202V203H164ZM172 202V203H171ZM119 203V204H118ZM127 203H128V205H127ZM148 203V204H147ZM158 203V204H157ZM168 203V204H167ZM244 203L246 204L245 206H243L244 205ZM259 203V204H258ZM122 204H125V205H123L122 206ZM135 204V205H134ZM137 204V205H136ZM156 204V205H155ZM241 204V205H240ZM243 204V205H242ZM250 204V205H249ZM120 205V206H119ZM144 205V206H143ZM162 205V206H161ZM164 205V206H163ZM167 205V206H166ZM171 205V206H170ZM247 205H249V206H247ZM120 208H119V207ZM128 206V207H127ZM129 206H132V207H129ZM136 206V207H135ZM139 208H138V207ZM161 206V207H160ZM174 208H173V207ZM122 207V208H121ZM126 207V208H125ZM143 207H144V209H143ZM147 207V208H146ZM163 207H166L167 208V210H166V208H163ZM172 209H171V208ZM244 207L246 208L247 207V209H244ZM250 207V208H249ZM98 208H101L100 206H98ZM113 208V209H112ZM116 208V209H115ZM130 208H132V209H130ZM134 208H135V210H134ZM115 209V210H114ZM118 209H119V211H118ZM129 209V210H128ZM157 209V210H156ZM173 209H175L174 211H173V214H172V211L170 212V210H173ZM243 209V210H242ZM249 209V210H248ZM102 210H103V207H102ZM110 210V211H109ZM129 212H128V211ZM156 210V211H155ZM169 210V213L167 212ZM177 210V211H176ZM247 210V211H246ZM121 211V212H120ZM157 211L159 212V215H157ZM163 211H165V212H163ZM246 211V213L244 214V212ZM109 212H112V213H109ZM120 214V218H123V222H124V224H125V226H123V227H119L118 225H117V222H118V219L117 218H119V217H117L116 218V215L114 214ZM139 212H140V214H139ZM142 212V213H141ZM156 212V213H155ZM162 212H163V214H162ZM175 212V213H174ZM185 212V213H184ZM122 213H125V214H123V216H121L122 215ZM128 213V214H127ZM132 215H131V214ZM134 213L136 214V215H134ZM164 213H166V214H164ZM179 213V212H178ZM178 213L176 214V215H178ZM115 215V222L113 223V221H114V219L112 218V216L114 217V215ZM169 214H171L170 215V217L168 218V215ZM125 215V216H124ZM132 216L133 217V220H132V217H129V216ZM137 215L139 216V221H138V219L137 218H135V217H137ZM145 217H144V216ZM148 215V216H147ZM161 215V216H160ZM166 215V216H165ZM182 214H180L179 213V215L178 216H181ZM235 215V216H234ZM91 216H92V214H91ZM103 216V215H102ZM101 216V217H102ZM126 216H128L129 217V219H128V217H126ZM159 216L161 217L160 219H159ZM219 216H221V217H219ZM238 216H239V221L237 220L238 219ZM110 217V218H109ZM125 217V218H124ZM142 218V220H141V222H140V219ZM148 217V218H147ZM150 217V218H149ZM164 217H166V219L168 218V220H165V218ZM263 217V218H262ZM134 218H135V220H134ZM213 218V219H212ZM221 218V219H220ZM230 218H233V220L231 219V220H229ZM240 218H242L241 220H240ZM262 218V219H261ZM145 219V220H144ZM154 219V220H153ZM207 219H209V220H207ZM213 221H212V220ZM219 220V222H217L218 220ZM227 219V220H226ZM258 219H260V221L258 220ZM111 220H113L112 221V223L114 224H111ZM117 220V221H116ZM125 220V221H124ZM150 220V221H149ZM159 220V221H158ZM161 220H165L164 222H162ZM229 220V222L230 221H233L234 223H231V224H229V226H231L230 227V229L228 228V225H227V221ZM237 220V223L235 224V221ZM105 222V225H107V228L106 229H104V226L105 225H103V222ZM107 221V222H106ZM127 221V222H126ZM188 221V222H189ZM206 221H207V223H206ZM208 221H210V222H208ZM212 221V222H211ZM223 221H225V222H223ZM263 221V222H262ZM83 222V221H82ZM129 222V223H128ZM133 222V223H132ZM136 222V223H135ZM140 222V223H139ZM148 222H150V223H148ZM153 222V223H152ZM160 222H162V223H160ZM167 222V223H166ZM168 222H169V224H168ZM215 222H217V223H215ZM261 222V225H259V223ZM108 223V224H107ZM116 223V224H115ZM132 223V224H131ZM146 223V224H145ZM156 223V224H155ZM159 223V224H158ZM202 223V222H201ZM219 223H220V225H219ZM225 225H223V224ZM111 224V225H110ZM124 224H122V225H124ZM142 224V225H141ZM164 224V225H163ZM165 224H167L168 226H172V227H168V226H165ZM180 226H179V225ZM188 224V225H187ZM194 224V225H193ZM213 224H216V226L215 225H213ZM235 224V225H234ZM257 225V226H255V228H254V225ZM74 225H76V224H74ZM110 225V226H109ZM126 225H128L127 227V229L125 230V228H126ZM136 225V226H135ZM149 225H151V229L152 230H150L149 232H151V236H152V238H151V236H149L150 234L148 233V232H146V230L148 231V229L150 228V226ZM157 225H158V227H157ZM177 225V226H176ZM184 225V226H183ZM115 226V227H114ZM117 226V227H116ZM134 226V227H133ZM138 226L140 227L141 226V229H143V231L140 229V228H138ZM152 226H155V227H152ZM182 226V227H181ZM187 228H186V227ZM214 226V227H213ZM224 226V227H223ZM237 226H238V228H237ZM114 227V228H113ZM130 227V228H129ZM132 227V228H131ZM142 227H144V228H142ZM146 227H148L147 229H146ZM161 227V228H160ZM168 228L167 229V231L169 232V238H167L166 236H165V234L163 233V230H162V228ZM175 227V231L173 232V228ZM216 227V228H215ZM221 229L220 227H223V229L222 230H220V232H218L219 231V229ZM227 229H226V228ZM236 227V228H235ZM252 229H251V228ZM261 227V228H260ZM16 228V229H15ZM110 228V229H109ZM120 228H123V230H121ZM186 228V229H185ZM213 228H215V229H213ZM232 228V229H231ZM235 228V229H234ZM70 229V230H69ZM116 229H119V230H116ZM128 229H129V233H128ZM131 229V230H130ZM133 229V230H132ZM158 229H160V230H158ZM178 229H181V230H179V231H176V230H178ZM183 229V230H182ZM185 229V230H184ZM190 229V230H189ZM211 229V230H210ZM224 229H226V230H224ZM255 229L257 230V231H255ZM8 230V231H7ZM77 231V232H74V231ZM108 232L107 234H106V231ZM112 230V231H111ZM140 230V231H139ZM145 230V231H144ZM156 231V232H152V231ZM157 230H158V232H157ZM215 230V231H214ZM224 230V231H223ZM254 230V231H253ZM1 231H2V233H1ZM4 231V232H3ZM20 231V232H19ZM81 231V232H80ZM114 231V232H113ZM116 231H118V232H116ZM123 231V232H122ZM130 231H131V233H130ZM142 231V232H141ZM162 231V232H161ZM185 231V232H184ZM187 231V232H186ZM194 231H195V237H194ZM200 231V232H199ZM209 231H210V233L212 234V236H210L209 238H208V235L210 234L209 233ZM225 231H226V234H225ZM234 231H236V232H234ZM6 232V233H5ZM18 232H19V235H18ZM70 232V233H69ZM72 232H73V234H72ZM79 232V233H78ZM89 232V233H88ZM141 233V234H139V233ZM175 232L176 233H180V234H177V235H180V236H182L181 234H183V237L185 238L186 237V239L185 240H183L182 241V239H184L183 237H181V238H179V236H175L176 234H175ZM185 233V235L187 234V233H189L190 232V234H189V238H188V235L187 236H185L184 235V233ZM196 232H198L197 234H196ZM205 232H207V233H209V234H207V233H205ZM217 232V234H219V236L218 235H216L215 233ZM251 232H253V234H250ZM9 235H8V234ZM13 233V234H12ZM67 233V232H66ZM76 233V234H75ZM110 233V234H109ZM116 235H115V234ZM119 233V234H118ZM123 233H124V236L126 237V240H125V237L123 236ZM126 233V234H125ZM148 235H147V234ZM164 234V235H161V234ZM223 235H225L223 238H222V234ZM249 235H248V234ZM255 233V234H254ZM2 234H3V237H2ZM7 234V235H6ZM15 234V235H14ZM104 234V233H103ZM114 235L115 237H113L112 235ZM118 234V235H117ZM121 234H122V236H121ZM129 234V235H128ZM155 234V235H154ZM200 234H204L203 236L202 235H200ZM205 234H207V235H205ZM210 234V235H211ZM215 234V235H214ZM25 235V238H20L21 236H24ZM76 235V236H75ZM82 235V236H81ZM133 235H139L138 237H139V239H138V237L137 236H133ZM140 235H142V236H140ZM144 235V236H143ZM153 235H154V237H153ZM176 237V239L174 238V236ZM198 235H199V237L200 236H202V238H201V240L200 239H198V241H201V245H199L200 244V242H198L197 241V239H196V237L198 238ZM251 235H252V237H251ZM5 236V237H4ZM7 236V237H6ZM19 236V237H18ZM109 236V237H108ZM120 236V237H119ZM133 238H135L134 240L135 241H133V239H132V237ZM157 236H159V237H157ZM162 236V237H161ZM193 236V237H192ZM207 236V237H206ZM216 236H218V237H216ZM248 236V237H247ZM17 237H18V241H16L17 240ZM29 239V241H28V239ZM53 237V236H52ZM75 237H76V240H75ZM117 237V238H116ZM120 238V240H121V243H117V244H115L116 242H117V239L119 240V238ZM121 237H122V239H123V237H124V240H122L121 239ZM131 237V238H130ZM191 237V238H190ZM208 239H206V238ZM214 237V238H213ZM216 237V238H215ZM221 237V238H220ZM2 238V239H1ZM7 238H8V240H7ZM15 238H16V240H15ZM42 239L41 241H40V239ZM79 239V242H78V239ZM109 238H112L111 240L109 239ZM114 238V239H113ZM143 238V239H142ZM151 238V239H150ZM164 238V239H163ZM178 238V239H177ZM194 238V239H193ZM210 238H213V239H210ZM218 238V239H217ZM229 238V239H228ZM248 238V239H247ZM26 239V240H25ZM39 239V240H38ZM132 239V240H131ZM137 239V240H136ZM153 239V240H152ZM163 239V240H162ZM168 239V240H167ZM189 239V240H188ZM210 239V240H209ZM214 239H215V241H214ZM6 240V241H5ZM23 240V246L20 244V242ZM25 240V241H24ZM44 240H45V242L46 241H48L47 242V244L49 243L50 245H52V243H50L49 241H52L53 242V247H54V245H55V247L52 249V246H51V248H48V245L46 246V244H45V242H44ZM70 240H72V244H71V242L69 243V241ZM73 240H75V241H73ZM114 240H116V241H114ZM120 240L118 241V242H120ZM128 240V241H127ZM142 241L143 243L144 242H146V241ZM149 240H150V242H154V243H156V244H154V243H150L149 242ZM194 240H195V244H197V246H195V244H194V246H193V243H194ZM229 240V241H228ZM248 240V241H247ZM252 240V241H251ZM254 240V241H253ZM4 241V242H3ZM15 241V242H14ZM39 241V242H38ZM43 241V242H42ZM111 243H109V242ZM112 241V242H111ZM138 241H140L139 242V244H138ZM181 243H180V242ZM207 241V242H206ZM211 241H212V243H211ZM219 241V246H217L218 244H215V243H217V242ZM223 241H225V242H223ZM7 242V243H6ZM25 242H28L27 244L29 245H27V244H25ZM41 242H42V245H41ZM75 242H77V244L75 243ZM99 242V243H98ZM131 244H130V243ZM137 242V243H136ZM146 242V243H147ZM191 242V243H190ZM231 242V243H230ZM257 242V243H256ZM12 243V244H11ZM16 243V244H15ZM22 243V242H21ZM80 243V244H79ZM100 243H101V245H100ZM109 243V244H108ZM129 243V245H126V247L124 246L125 244H128ZM133 243V244H132ZM189 243V244H188ZM224 243V244H223ZM235 243H237V244H235ZM239 243V244H238ZM245 243V244H244ZM259 243V244H258ZM9 244V245H8ZM20 244V245H19ZM24 244H25V246H24ZM44 244V245H43ZM86 244H87V246H86ZM95 244H97L98 245V247L99 248H101V249H103V252L101 253V249H99L98 247H97V245H95ZM104 246H103V245ZM123 244V245H122ZM138 245V247H137V245ZM153 244V245H152ZM213 244V246H211ZM235 244V245H234ZM241 244V245H240ZM251 244V245H250ZM258 244V245H257ZM14 246L13 248H11L12 246ZM34 245H35V247H34ZM41 245V246H40ZM49 245V246H50ZM72 245V246H71ZM73 245H74V247H73ZM76 245V246H75ZM79 245V246H78ZM90 245H92V247L90 246ZM110 245V246H109ZM130 245H131V247H130ZM134 245V246H133ZM136 245V246H135ZM151 245H152V247H151ZM249 245L251 246L250 248H249ZM257 245V246H256ZM260 245V246H259ZM4 246V247H3ZM20 246V247H19ZM44 246H46L48 249H49V251L51 252V253H53V254H50V256L48 255V256H44L42 253L44 252L43 250H44V248L42 249V247H44ZM60 246H61V248H62V246H63V251H65V247H66V252H63V251H61L60 249ZM65 246V247H64ZM90 246V247H89ZM93 246H96V247H94V251L92 250V249H90V248H93ZM100 246H102V247H100ZM106 246V247H105ZM109 246V247H108ZM113 246V248L115 249L114 251H116V252H114V257H113V248H111ZM116 246V247H115ZM127 246H129L128 248H127ZM155 246V247H154ZM186 246H188L187 247V249H186ZM190 246H192V248L190 247ZM217 246V248H218V250H217V248H215ZM256 246V247H255ZM8 247V248H7ZM24 247V248H23ZM27 247V248H26ZM28 247H29V249H28ZM68 247V248H67ZM73 247V248H72ZM76 247V248H75ZM105 247V248H104ZM154 247V248H153ZM211 247V249L214 247L216 250H214V248H213V252L214 253H212V251L209 249ZM222 247V248H221ZM259 249H258V248ZM260 247H262V248H260ZM26 248V249H25ZM37 248H41L40 250H38ZM57 248V249H56ZM87 248V249H86ZM98 248V250H99V252L98 251H95L96 249ZM108 250H107V249ZM126 248H127V252H129V251H131L132 253H130V254H133V256L132 255H130V257L129 256H127V254L129 255V253H127L126 252ZM134 248H135V250H134ZM136 248H138L139 250H137ZM183 248V249H184ZM189 248H191L192 249V252H191V250L189 249ZM195 248V249H194ZM197 248V249H196ZM242 248V250H243V248H244V251H242V250H240ZM7 249H8V251L10 250H12V252H14V253H17L16 255H8V252H7ZM18 249V250H17ZM28 249V250H27ZM32 249H33V252H32ZM35 249V250H34ZM56 251H55V250ZM71 249V250H70ZM73 249V250H72ZM81 249V250H80ZM90 251H89V250ZM122 249V250H121ZM133 249V250H132ZM194 249V250H193ZM256 249L258 250V252L260 253V254H262V255H258V254H256L255 252H256ZM59 250V251H58ZM75 250V251H74ZM118 250V251H117ZM121 252H120V251ZM125 250V251H124ZM129 250V251H128ZM209 250H210V253H209ZM253 250L255 251L254 253L255 254H253L252 252H253ZM263 250V251H262ZM37 251V252H36ZM110 252V255H111V253H112V258L113 259H111V256L110 255H108L109 254V252ZM112 251V252H111ZM125 253H124V252ZM139 251V252H138ZM190 251V252H189ZM262 251V252H261ZM19 252H20V254H19ZM36 254H35V253ZM49 252V253H50ZM58 252V253H57ZM72 252H73V254H72ZM108 253V254H106V253ZM134 252V253H133ZM183 252V253H184ZM235 252V253H234ZM241 252L242 253H244V254H241ZM28 253L30 254V256H35V258L34 259H31V258H33V257H31V258H28V260H26L25 258L26 257H30V256H27L28 255ZM34 253V254H33ZM41 253V254H40ZM63 253V254H62ZM69 253H71L72 255H71V257L72 258H70V256L68 255ZM97 255V254H99L100 256H98V257H100L99 259L98 258H95L96 256H95V254ZM103 253H104V255H103ZM123 254V257H121L122 256V254ZM168 253H170V250H168L167 249V252H166V257L167 258H164L165 257V255L164 256H162V257H160L159 255H155V257L154 258H148V260H150V262L151 263H155V264H174L173 263V261H172V257H171V255L170 254H168ZM212 253V254H211ZM249 253V254H248ZM54 254H56V256L54 255ZM75 254V255H74ZM86 254V255H85ZM124 254H126V256H124ZM138 254H140V255H138ZM185 253H184V256L186 255ZM40 255H42V256H40ZM60 255H61V257L62 258H60ZM63 255V256H62ZM64 255H66V256H64ZM102 255V256H101ZM107 255H108V257H110L109 259H108V257H107ZM116 255V256H115ZM168 255V256H167ZM183 255V254H182ZM187 255L185 256V257H183V256H179V258L177 259L178 261L176 262V264L177 263H179V259H180V261H181V258H184V259H182L184 262H182L181 264H185V263H187L186 262V260L188 259V262H189V257L188 258H186L187 257ZM259 256V258L260 257H263V259L261 258V261L262 262H258L259 260H258V257H257V260H256V256ZM11 256V257H10ZM20 258H19V257ZM24 256H26L25 258H24V260H23V257ZM55 256V258H52V257H54ZM88 256V257H87ZM91 256V257H90ZM106 256V257H105ZM43 257V258H42ZM46 257V258H45ZM48 257V258H47ZM49 257H51L50 259H49ZM64 257V258H63ZM83 257V258H82ZM117 257V258H116ZM158 259H157V258ZM210 257L212 258V260L210 259ZM21 258H22V260H21ZM58 258V259H57ZM60 258V259H59ZM65 258H68L67 260L65 259ZM70 258V259H69ZM92 258V259H91ZM102 258V259H101ZM103 258H104V262H105V259H107L106 260V262L104 263V262H101V260L103 261ZM118 258H120L119 260H118ZM159 258H160V260H159ZM161 258H162V260H161ZM41 259H40V261H41ZM45 259V260H44ZM48 259V260H47ZM53 259L55 260V262L53 261ZM66 260V261H63V260ZM86 259H88V260H86ZM101 259V260H100ZM123 259V260H122ZM153 259H154V261H153ZM158 260V262H157V260ZM26 260V261H25ZM52 260V261H51ZM58 260V261H57ZM60 260H62V262H60L59 263V261ZM69 260V261H68ZM84 260V261H83ZM108 260H112V261H108ZM133 262V263H131V261ZM152 260V261H151ZM207 260H211V263H210V261H207ZM22 261V262H21ZM49 263H48V262ZM72 261H75V263H73ZM76 261H77V263H76ZM79 261V262H78ZM108 261V262H107ZM121 261V262H120ZM123 261V262H122ZM51 262V263H50ZM57 262V263H56ZM101 262V263H100ZM116 262V263H115ZM119 262V263H118ZM135 262H136V260H135ZM124 263H127V258L125 259V262ZM180 264V263H179Z\"/></svg>",
	"mask_w": 264,
	"mask_h": 264
},
{
	"label": "bare ground",
	"instance_id": "2",
	"mask_svg": "<svg viewBox=\"0 0 264 264\" xmlns=\"http://www.w3.org/2000/svg\"><path fill=\"white\" fill-rule=\"evenodd\" d=\"M62 1V0H61ZM64 1H66V2H64ZM78 1L79 0H63V3H65V6H63V4H61L60 3V5H57V4H52V3H54L55 1H51L52 3H51V5L50 6H48L49 4H47V6H44L43 7V5H45V4H43L42 5V8H41V14H39V13H37L36 15L34 14V15H32V14H30L29 15V19H30V24H31V32L32 31H36V32H38V34H39V32L40 31H42V29L44 30L43 31V33L41 32V34L39 35V37H38V34H35V35H37V39L35 38V36H33V38H35V43L33 42V38L30 36L29 37V35H28V39H30L29 41H30V45L29 46H31V47H29L28 49H30L27 53H29V54H26L25 52H24V59L27 61V62H29L30 61V59H31V61H30V63L31 62H36V63H34L35 65H36V67H39V65H40V67H44V66H41V64H39V61L37 62V60H39L41 57H36V58H38V59H36L35 58V56L34 57H32L33 56V54H35V55H37L36 53H38V51H40V53L42 52L43 54H45L44 56H46L45 58L46 59H49V60H52L53 59V61L55 60V54L57 53V52H59V48H57V47H59V45H60V39H59V37H56L55 36V40H54V38H51V36L49 35V34H47L46 32H49V31H47L48 29H49V27L51 28V24H57V23H61V21H59V20H61V19H63V17L65 16V15H62V12H64V11H67L68 12V10L69 9H67L66 10V8L65 7H67L66 5H68V7L70 8V10H71V8H72V10L73 11H75V13H76V15H77V13L78 12H76V10H75V5L78 3ZM84 1V0H83ZM110 1H112V0H110ZM150 1V3H151V1L152 0H149ZM154 2H156L157 3V1L156 0H153ZM173 1V3H175L174 1H176V0H172ZM188 3H189V1H194L193 3H195L196 1H198V0H186ZM208 1V0H207ZM213 1H215V3L216 4H218V3H222V1L220 2V1H217V0H210V3L211 2H213ZM217 1V2H216ZM227 1V0H226ZM236 1V0H235ZM238 2H240V1H242V0H237ZM236 1V2H237ZM243 1H245L246 2V0H243ZM12 2V1H11ZM47 2V1H46ZM45 2V3H46ZM50 2V1H49ZM58 2H60V1H58ZM90 2H92V1H90ZM179 2H182V0H177L176 1V3H179ZM184 2V1H183ZM191 2V3H192ZM200 2V1H199ZM209 2V1H208ZM224 2H225V0H224ZM223 2V3H224ZM228 2L230 3H233V0H228ZM227 2V5L225 4H221V6H220V8H219V6L217 5V9L219 8V9H222L223 8V6H224V8L227 6L228 8H232V7H234V6H232V7H230L231 6V3L229 4ZM5 3V2H4ZM4 3H3V5H4ZM18 3L20 4V2H19V0H18ZM17 3V4H18ZM44 3V2H43ZM83 2H82V0H81V2H80V5L82 4ZM86 3V2H85ZM93 4H94V2H92ZM172 3V2H171ZM191 3H189V4H187V6L188 5H190ZM193 3L191 4V5H193ZM214 3V5H216ZM6 4V3H5ZM7 4H9V3H7ZM6 4V5H7ZM23 4V3H22ZM90 4V3H89ZM97 4V5H96ZM96 4H94V5H96L95 6V8L93 7V9H96V11H97V13L100 15V18H99V20L98 21H95V22H99L100 21V23H99V25L101 24H103V22L107 25V20L110 18L111 20H109L108 22H111V24H112V34L114 33V31H115V29H117V20H116V18H114L112 15H111V10L110 9H115L114 8V5H111V4H108V0H99V1H97L96 2ZM154 4V3H153ZM182 4V3H181ZM181 4H178L179 6H182ZM213 3H211L210 5H212ZM219 4V5H220ZM228 4H229V6H228ZM233 4H235V3H233ZM239 4H241L240 6H239V9H243V8H241V7H244L243 5H245L244 3H239ZM246 4H249V1L246 3ZM1 5V4H0ZM11 5V4H10ZM12 5H14V3L12 4ZM25 5H26V3H25ZM80 5L78 6L79 8H80ZM84 5V4H83ZM110 5V6H109ZM155 5V4H154ZM175 5V4H174ZM177 5V4H176ZM177 5V8H179V6ZM238 4H236V6H237ZM15 6V5H14ZM30 6H32V5H30ZM33 6H35V5H33ZM92 6V5H91ZM172 7H173V11H174V14H175V11L177 10V8H176V10L174 9V7H176V6H173V5H171ZM196 6L197 5H195V9L194 10H192L193 12H195V10L196 11H200V9L199 8H196ZM247 6V5H246ZM38 6H36L35 8H37ZM90 7V6H89ZM135 7V6H134ZM185 7H186V4H185ZM185 7H183V9H185V11H187L186 9H187V7L185 8ZM191 7V6H190ZM194 7V6H193ZM192 7V8H193ZM211 8L213 7V6H210ZM226 7V8H227ZM238 7V6H237ZM2 8V7H1ZM5 8V7H4ZM9 8V7H8ZM28 8H29V6H28ZM77 8V7H76ZM83 8H85V7H83ZM182 8V7H181ZM181 8H179L178 10H180ZM215 8V7H214ZM213 8V9H214ZM225 8V9H226ZM226 9V10H230V9ZM234 8H236V7H234ZM10 10L12 9V8H9ZM63 9H64V11H63ZM151 9H153L152 11H153V14H154V12H156V11H159L160 9L158 8H151ZM157 9V10H156ZM169 10H170V7L168 8ZM189 9H191V8H189ZM218 9V10H219ZM238 9V10H239ZM13 10V9H12ZM34 10V9H33ZM40 9H38V11H39ZM70 10H69V15H72V14H70ZM82 10V9H81ZM81 10H78L79 12L81 11ZM84 10V9H83ZM85 10H86V8H85ZM176 11V12H179V11ZM217 10V11H218ZM223 10V9H222ZM221 10V11H222ZM225 10V11H226ZM244 10H246V9H244ZM32 11V10H31ZM72 11V12H73ZM114 10H112V12H113ZM210 11H213V10H211L210 9ZM33 12V11H32ZM86 12V11H85ZM94 12H95V10H94ZM161 12V11H160ZM182 12H184L183 10L181 11V12H179V15H180V13H182ZM219 12H220V10H219ZM219 12H218V16H219ZM227 12H229V11H227ZM249 12V11H248ZM34 13V12H33ZM92 13V12H91ZM96 13V14H97ZM173 12H172V10H170V14H172ZM184 13H186V12H184ZM224 12L222 11L221 12V14H223ZM232 13V15H231V18L232 17H235V15H233V13L234 12H232V11H230V13L229 14H231ZM244 13V12H243ZM242 13V14H243ZM74 14V13H73ZM96 14H94V15H96ZM97 14V15H98ZM174 14H172L173 15V17H172V15L169 17V16H165L166 17V20H167V18H168V25L167 26H165L166 25V23H165V20L161 17L162 16V14H161V16H159V18H157L155 15H154V26H155V28H156V30L158 31L157 32V34L155 35V37H154V39H151V38H148L147 36L145 37L144 35H141L140 36V41H139V43L140 44H145V42H146V46H147V50H148V52H149V55H150V51H152V53H153V55L151 56V62H150V66H149V68H145V70H144V74L148 77V72H149V69L151 68L152 69V71H156L157 69H160L159 67H163L162 69H164V66H165V69H166V65H167V59H169L168 57H167V59H166V55L165 54H167L166 52H168V50L167 49H169V46L171 47V44L173 43V37L171 38V36H172V34L170 35L169 33H170V28H171V30H172V27L171 26H169V24H171L170 22H172V21H174L175 19L176 20H178L177 18L178 17H180V16H178V13H177V15H176V17H175V19L173 20V18H174ZM183 14V13H182ZM213 14H214V12H213ZM216 14V13H215ZM228 14V13H227ZM226 14V12L224 13V16H222V17H225V18H227V17H229V18H227V20L225 19V18H220L221 20L222 19H224L225 20V24H226V26H225V24L221 21V23H223L222 24V26H221V23H220V21H219V23H220V26L221 27H223V25H224V27H227V24H229V22H230V20H233V18L231 19L230 18V15L229 16H225V15H227ZM239 14V13H238ZM245 14V13H244ZM75 15V14H74ZM78 15H80V13L78 14ZM84 15H85V13H82V16L84 17ZM88 15V14H87ZM89 15H90V13H89ZM108 15H109V17H108ZM164 15V14H163ZM184 15V14H183ZM182 15V16H183ZM186 15V14H185ZM185 15H184V17H185ZM190 15V14H189ZM73 16V15H72ZM86 16V15H85ZM182 16H181V20L180 21H182ZM187 16H188V14H187ZM9 17V16H8ZM8 17H6L7 19H8ZM77 17H79V16H77ZM108 17V18H107ZM164 17V16H163ZM164 17V18H165ZM172 17V18H171ZM215 17V19L217 18L216 17V15L214 16ZM244 17V16H243ZM243 17H242V19H243ZM10 18V17H9ZM66 17H64V19H65ZM76 18V17H75ZM87 18V17H86ZM91 17H89L88 19H90ZM94 18V17H93ZM104 18H106L105 19V21H104ZM129 24H130V27H131V30H132V32H135V29H136V27H137V20H136V13H135V9L134 8H132V12L130 13V15H129ZM169 18H171V19H169ZM240 18V17H239ZM63 19V20H64ZM79 19H81V18H79ZM87 19V20H88ZM98 19V18H97ZM161 19H163L164 20V22L163 21H161ZM180 19V18H179ZM217 19H219V18H217ZM216 19V20H217ZM219 19V20H220ZM3 20V19H2ZM5 20V19H4ZM12 20V19H11ZM11 20H9V21H11ZM82 20V19H81ZM86 20V19H85ZM95 20H96V18H95ZM172 20V21H171ZM223 20V21H224ZM235 20V19H234ZM241 20V19H240ZM6 21V20H5ZM56 21H57V23H56ZM59 21V22H58ZM77 21H79V20H77ZM179 21V20H178ZM178 21H177V25H179L178 24ZM243 21V20H242ZM262 21H264V20H262ZM4 22V21H3ZM63 22V21H62ZM83 22V21H82ZM92 22V21H91ZM94 22V23H95ZM176 22V21H175ZM215 23L214 24H212L213 26L214 25H217V26H219V24L217 23L216 24V21H214ZM217 22H218V20H217ZM233 22V21H232ZM230 23L232 26L234 25L233 23L235 22V24H236V22H237V20H235L233 23ZM7 23H8V21H7ZM15 23V22H14ZM173 23V22H172ZM183 23H185L184 22V18H183V21H182V24ZM196 23V24H195ZM29 24V25H30ZM53 24V25H54ZM63 24V23H62ZM78 24V23H77ZM83 24V26H89L85 21L82 23ZM82 24H81V26L80 27H82ZM180 24H181V22H180ZM229 24V25H230ZM239 24V23H238ZM237 24V25H238ZM60 25V24H59ZM74 25V24H73ZM109 25V24H108ZM172 25H174V24H172ZM177 25H174V26H177ZM193 25H197V22H194L193 23ZM228 25V26H229ZM244 25V24H243ZM56 26V25H55ZM71 26V25H70ZM76 26V25H75ZM105 26V25H104ZM110 26V25H109ZM168 26L170 27V28H168ZM174 26H173V28H174ZM180 27H179V29L181 28V29H183V31H184V27H183V25H179ZM183 28H182V27ZM185 26V25H184ZM198 26V25H197ZM205 26H207V25H205ZM217 26H216V28H217ZM238 26H240V25H238ZM245 26V25H244ZM60 27L62 28V25H60ZM103 27V26H102ZM107 27V26H106ZM203 27V26H202ZM209 27V26H208ZM55 28V27H54ZM61 28H60V30H61ZM75 28V27H74ZM79 28V27H78ZM90 28V27H89ZM108 28V27H107ZM166 28H168V30H169V32H168V30L166 29ZM196 28V27H195ZM205 29H206V27H204ZM210 28H212V26H210ZM215 28V27H214ZM220 28V27H219ZM234 28V27H233ZM52 29H53V26H52ZM56 29H58L59 30V26H58V28H56ZM105 29V28H104ZM110 29V28H109ZM109 29H108V31H109ZM196 29H199V28H196ZM200 29H202V28H200ZM205 29H203L204 31H205ZM209 29V28H208ZM208 29L206 30V31H208ZM220 29H222V28H220ZM219 29V30H220ZM229 29V28H228ZM235 29V28H234ZM236 29H237V26H236ZM70 30V29H69ZM82 30V29H81ZM81 30H79L81 33L83 32V31H81ZM84 30H85V28H84ZM174 30H176V27L173 29V31L172 32H174ZM202 30V32H198L199 33V35L201 36V35H204V33H206V31L204 32ZM218 30V29H217ZM218 30V31H219ZM223 30H226V28L225 29H222V31ZM239 30V29H238ZM17 31V30H16ZM51 31H53V30H51ZM74 31H76V30H74ZM88 31V30H87ZM101 31H103V30H101ZM105 31H107L106 29H105ZM108 31H107V34H108ZM177 31V30H176ZM182 31V30H181ZM209 31H210V29H209ZM217 31V32H218ZM234 31H236V30H234ZM240 31H242V30H239V32ZM12 32V31H11ZM15 31H13V33H14ZM17 32H19V31H17ZM29 32V31H28ZM57 32V31H56ZM178 32H180V30H178ZM185 32V31H184ZM184 32H181V33H184ZM224 32V31H223ZM220 33V31H219V33L221 34H219L220 36H222V34H225L226 32H229V31H225L224 33ZM242 32H244V31H242ZM241 32V33H242ZM53 33V32H52ZM58 33V32H57ZM69 33V32H68ZM67 33V34H68ZM73 33V32H72ZM201 33V34H200ZM233 33V32H232ZM20 34V33H19ZM30 34V33H29ZM66 34V33H65ZM71 34V33H70ZM76 34V33H75ZM91 34H92V32H91ZM109 34H111L110 32H109ZM108 34V37H111V35H109ZM176 36H175V35ZM173 34V36H174V38L176 37H182V39L181 40H183V36H182V34H180V35H178V34H176V33H174ZM184 34H186V33H184ZM216 34V33H215ZM227 34H229V33H227ZM243 34V33H242ZM16 35H18V34H16ZM22 35V34H21ZM26 35V34H25ZM25 35L23 36V37H25ZM34 35V34H33ZM61 35V34H60ZM74 35V34H73ZM93 35V34H92ZM105 35H106V33H105ZM178 35V36H177ZM197 35V34H196ZM212 35V36H211ZM210 35V37H213L214 35L213 34H211ZM219 35H217L216 34V36L218 37ZM230 35V34H229ZM232 36H233V34H231ZM236 35V34H235ZM12 36H14V35H12ZM18 36H20V35H18ZM62 36V35H61ZM76 36H78V33H77V35H75V37ZM190 36V35H189ZM188 36V37H189ZM209 36V35H208ZM219 36V38L217 39L216 37H214V39L216 38V41L218 40V41H220L219 39L221 38ZM224 36V35H223ZM226 37H227V35H225ZM53 37H54V35H53ZM63 37H67V36H63ZM70 37V36H69ZM85 37V36H84ZM88 37H89V35H88ZM93 37V36H92ZM94 37H95V35H94ZM191 37V36H190ZM209 37V38H210ZM226 37L224 38V40L226 39ZM15 38V37H14ZM20 38H21V36H20ZM27 38V37H26ZM71 38V37H70ZM79 38V37H78ZM175 38V39H176ZM228 39H230L229 37H227ZM233 38H234V36H233ZM13 39V38H12ZM66 39V42L68 41V43L70 42L67 38H65ZM65 39L63 38V39H61V40H64L65 41ZM72 39V38H71ZM74 39V38H73ZM82 39V38H81ZM81 39H79V40H77L78 42H80V40ZM174 39V40H175ZM179 39V40H180ZM185 39V38H184ZM191 39H192V37H191ZM214 39L212 38V39H208V37H207V41L209 42H212V41H214ZM222 39V38H221ZM32 40V41H31ZM36 40H38L39 41V43H41L42 44V46H43V44H46L45 45V48H43L41 45V47L43 48V50L41 49H39V50H36V49H33V48H36L37 47V44H38V41H36ZM74 40H76V39H74ZM73 40V41H74ZM88 40H90V39H88ZM96 40V39H95ZM112 40V39H111ZM110 40V41H111ZM185 40H187V38L185 39ZM199 40V39H198ZM198 40H197V43H202L203 41H205L206 42V39L204 38V40H200V41H202V42H198ZM223 40V39H222ZM231 40V39H230ZM243 40H244V38H243ZM91 41V40H90ZM113 41V40H112ZM111 41V42H112ZM189 41H190V38H189V40H188V44H189ZM32 42H33V44H32ZM63 42V41H62ZM76 42V41H75ZM115 42V41H114ZM174 42H176V41H174ZM180 42H184L185 44L187 43L186 41H180ZM207 42V43H208ZM215 42V41H214ZM222 42V41H221ZM221 42H219L218 44H221ZM226 42H229L230 43V46L232 45V47H233V44H232V42L234 43V41H233V39H232V42H230V41H227L226 40ZM264 42V41H263ZM24 43H26V42H24ZM29 43V42H28ZM37 43V44H36ZM55 43V44H54ZM67 43V44H68ZM92 43H93V40H92ZM95 43V42H94ZM197 43H196V45H197ZM229 43H226L227 44V46H229ZM14 44H15V42H14ZM65 44V43H64ZM66 44V45H67ZM73 44V43H72ZM86 44H88V43H86ZM90 44V43H89ZM107 44H108V42H107ZM175 44L176 43H173V46H175ZM177 44H179L178 42H177ZM187 44V45H188ZM211 45H210V49H211V46H213L214 47V45H212V43H210ZM217 44V42H215V47L212 49V50H214L215 48H220V46H222V45H216ZM27 45V44H26ZM83 45H84V43L81 45V47H83ZM180 45H181V43H180ZM186 45V46H187ZM190 45V44H189ZM200 45V44H199ZM199 45H197V47H196V49L199 47ZM202 45H204L203 43L201 44V46ZM208 45V44H207ZM39 46V47H40ZM47 46V47H46ZM63 46V45H62ZM65 46V45H64ZM69 46V45H68ZM67 46V47H68ZM144 46V45H143ZM172 46V47H173ZM178 48H179V46L178 45H176ZM182 46L184 47L183 49H184V51H185V47L186 46H184V44H182ZM226 46V45H225ZM224 45H223V52H224V54H225V52L227 53V51L228 50H226L227 48V46L225 47ZM9 47V46H8ZM12 47H14V46H12ZM11 46H10V48H12ZM71 47H73L74 48V50H77L76 52H79L78 50L80 49V45H78V44H76L75 43V45H71ZM172 47L170 48V49H172ZM176 47V48H177ZM188 47V46H187ZM194 47V48H195ZM204 47V46H203ZM203 47H199V48H201V50H203L202 48ZM206 47V46H205ZM208 48H207V52H211L210 51V49H209V46H207ZM17 48V47H16ZM66 48V47H65ZM84 48V47H83ZM86 48H87V46H86ZM108 48H109V46H108ZM190 49H192L191 47H189ZM198 48V49H199ZM226 48V49H225ZM14 49V48H13ZM32 49V50H31ZM52 49V50H51ZM88 49V48H87ZM187 49V48H186ZM189 49V50H190ZM195 49V50H196ZM197 49V50H198ZM209 49V50H208ZM229 49H231L230 47H229ZM233 49V48H232ZM61 50V49H60ZM65 50V49H64ZM68 50V49H67ZM83 50V49H82ZM91 50V49H90ZM90 50H88V51H90ZM92 50H93V48H92ZM95 50V49H94ZM112 50V49H111ZM111 50H109V51H111ZM173 50L175 51V48L173 47ZM178 49H176V51H177ZM194 49H193V51H195ZM221 50V49H220ZM72 51V50H71ZM83 51H85L86 52V50H83ZM192 50H190V52H187V53H191V56H189V58H192L193 56H192V53H193V51L191 52ZM199 51H200V49H199ZM215 51H217V49H215ZM222 51H219L218 53H217V56L219 57V56H221L222 55ZM13 52V51H12ZM12 52H9L7 55H6V53L4 54V56H5V58H3V60L2 59H0V61L2 60L3 62H0V63H2V64H0L1 66L5 63L4 62V59H6V63H10L11 61L13 62L14 61V58H16L15 60L17 61L18 60V58H19V60H18V62L21 60V58H23V57H21L22 56V54L23 53H21L20 51V53H21V56L19 55V56H17V53H16V55H15V53H14V55L12 54ZM18 52V53H19ZM36 52V53H35ZM52 52H54V53H52ZM97 52V51H96ZM159 52H161V53H159ZM183 52V51H182ZM186 52V51H185ZM31 53H32V56L30 57V56H28V55H31ZM40 53H38V54H40ZM88 53V52H87ZM86 53V54H87ZM92 53V55H93V57H95V51H91L90 52V54ZM108 53V52H107ZM112 52H110V55H112L111 54ZM161 54V55H159V54ZM177 53V52H176ZM179 53H181V51H180V49H179V52H178V54ZM187 53H182V54H179V55H181V56H183L184 54H187ZM195 53V52H194ZM196 53H201V52H197L196 51ZM216 53H215V55H216ZM27 55V57H29L28 59L27 58H25V56ZM43 54H41V55H43ZM59 54V53H58ZM61 54V53H60ZM74 54H75V52H74ZM73 54V55H74ZM89 54V53H88ZM88 55V56H90L91 57V55ZM177 54V55H178ZM211 54H213L212 52H211ZM228 54H229V52H228ZM264 54V53H263ZM2 55V54H1ZM16 56V57H14L13 58V60H11V58H9L11 61H9V60H7V56ZM62 55V54H61ZM61 55H60V57H61ZM66 55H68V52H66ZM69 55H70V53H69ZM72 55V56H73ZM81 55V54H80ZM85 55V54H84ZM110 55H108L109 57H110ZM114 55V54H113ZM159 55V56H158ZM168 55V54H167ZM179 55H178V57H179ZM214 55V60L217 58L216 56ZM226 56H227V54H225ZM40 56V55H39ZM59 56V55H58ZM71 56V60H73L74 61V57L75 56H73L72 57ZM87 56V55H86ZM108 56H106V57H108ZM115 56V55H114ZM169 56V55H168ZM222 56H224V55H222ZM2 57V56H1ZM43 57V56H42ZM69 57V56H68ZM80 57V56H79ZM83 57V56H82ZM92 57V58H93ZM112 57V56H111ZM177 57V56H176ZM225 57V56H224ZM51 58V59H50ZM63 57H61V59H62ZM65 58V57H64ZM86 58V57H85ZM182 58V57H181ZM213 58V57H212ZM263 58H264V56H263ZM36 59V61H34V60ZM107 59V58H106ZM110 59V58H109ZM179 59V58H178ZM185 59H187V57H185ZM184 59V60H185ZM218 59V58H217ZM23 60V59H22ZM29 60V61H28ZM60 60V59H59ZM63 60V59H62ZM62 60H60L61 61V65H60V63H59V65H57L58 64V62H56V61H54V62H52V61H50V62H48L50 65H52L51 63H56V65H52V67L53 68H57V70H61L62 68H66V67H63L64 66V62H65V64H66V60L64 59V62L62 61ZM82 60H83V58H82ZM170 60V59H169ZM184 60H181V61H184ZM188 60H190V59H188ZM16 61H14V64L11 62V65H10V67H9V64H8V67L6 68V67H1V68H4L3 70L1 69L0 71V75L2 76L4 73L6 74V73H8V74H6V76H7V79H5V77L4 76H2V78L4 77V79H3V82H0V90L2 89V88H4V87H6V94H12L11 96H13V95H16V97L14 96L13 98L12 97H8L7 96V98H4L3 99V97L2 96H0V102L2 101V100H4L5 101V104H3V105H1L0 104V226H2L3 227V229H1V230H4V228H10L11 230L13 229V227L12 226H16L19 230H21V232H23V234L25 233L26 234V236H27V234H28V232L29 233H31L30 235V237L32 238V239H30V243H32V242H34V241H36L35 243H36V245L38 244L37 243V238L40 236V238L41 237H43L45 240L46 239H48L49 237H51L52 239H54L53 241H54V244H56V246H59V245H64V244H66L67 245V243L68 242H66L67 240H68V238H67V234H68V231L66 230L65 231V227L66 226H72V227H70V229L71 228H73V229H75V228H77L76 226H78V227H80L81 226V224H83L84 223V226L82 227L81 226V230H83V232L82 233H84V237H83V240H82V238H80L81 240V244H83L82 243V241L83 242H85V243H91L92 244V242H93V244L94 243H97V242H95V240L97 239V240H99L101 243H104L105 244V242H107V240H108V238L106 237V235H105V232L104 231H102L103 233H99V235H98V237H96V236H92V235H87V234H85V232L86 231H84L85 229H90L91 230V228H94V229H96V228H98V227H100L101 228V226H102V223H101V218H103L104 220H106V211L105 210H107L106 208H108V207H106L107 206V204L108 203H110V205H113V206H117V202L118 201H116L115 199L116 198H120V202L119 203H121V201L123 202V201H125V200H127L126 199V197H124L123 199L124 200H122V197L123 196H121L122 195V193L121 194H119V192H120V190H121V188L123 187V185H122V177L119 175V173H117V171H110V170H114V168L113 169H110V170H108L106 167L104 168L103 167V164H104V162L106 161L105 160V158L107 159V158H113V159H115V157L118 155V152H119V147L120 146H122L123 148H124V146L125 145H127V146H129L128 144L131 142V141H133V139H135V141H138L139 139H141L142 138V131L143 130H145L146 129V127H148V126H146L145 124H147V123H144V124H140L141 126L138 128V130L136 129V126L138 125H136L135 126V124H134V119H133V123L131 124H128L127 125V123H129L128 121H126V119H124L125 121H124V123L126 122V129H123V127H122V123L121 124H119V122H120V120L119 121H117L116 119L117 118H119V116H118V112H120V113H123L124 112V115L125 114H129L130 116H133V118L134 117H137V112L139 113L138 115H140V110H138L137 111V107H139V106H137L138 104H141L142 103V101H143V99H144V97H145V95H143L144 97L141 99V98H139V96L140 95H137V94H135V95H133L132 94V96H128V97H125V98H123V97H120L119 96V94H121L122 93V88L120 87V86H122V83H117L116 84V87H115V93H116V95H114V96H112L111 97V95L110 94H108V96H105V97H102V96H100L99 95V92H98V88H99V85H101L102 83H98L97 81H93V82H89L88 84H84L83 85V83L81 84L80 82H71L70 84L71 85H73L72 87V89L71 88H69V85L67 84V83H65V84H62V83H58V84H54V83H51V84H47V83H45L46 82V80H44L42 77L40 78V77H38L39 76V74L38 73H36L35 72V70L36 71H38L37 70V68H34V66H32V65H34V64H30V65H28V64H26L25 62H24V64H26V65H24L21 61L19 62V63H17L18 65L20 64L24 69H26L25 71L23 70V68L21 67L20 69H21V71H20V69L18 68V67H20V65L19 66H17V64H16ZM58 61V60H57ZM81 61V60H80ZM80 61L78 60V62L80 63ZM180 61V60H179ZM186 62H187V60H185ZM219 63L218 64H216V67L220 64V58H219ZM75 62V61H74ZM77 62V61H76ZM111 62V61H110ZM227 62V61H226ZM263 62L264 61H262V64H263ZM48 63H46L45 62V65H48ZM176 63V62H175ZM180 63V62H179ZM216 63V62H215ZM222 63H223V61H222ZM23 64V65H22ZM38 64V65H37ZM78 64V63H77ZM76 64V65H77ZM166 64V65H165ZM177 64H178V62H177ZM177 64H175V65H177ZM182 64V63H181ZM224 64V63H223ZM5 66H7V64H4ZM3 65V66H4ZM12 65H13V67H12ZM29 67H31V69H29V68H27L28 66ZM188 65V64H187ZM264 65V64H263ZM25 66H26V68H25ZM59 66V67H58ZM107 66H109L108 64H107ZM146 66V65H145ZM147 66H148V64H147ZM179 66V65H178ZM181 66V65H180ZM179 66V67H180ZM211 66H212V63H211ZM220 66H221V64H220ZM35 69V70H32L33 68ZM61 67V68H60ZM109 67H111V63H110V66ZM183 67H185V65H183ZM183 67H181L180 69H182L183 70ZM187 67H189V66H186V68ZM215 67V66H214ZM9 68V69H8ZM11 68V69H10ZM46 68V67H45ZM59 68V69H58ZM178 68V67H177ZM217 68H220V67H217ZM216 68V69H217ZM7 69V70H6ZM12 69H14V70H12ZM27 69H29L30 71H27ZM108 69V68H107ZM110 69V68H109ZM109 69H108V71H107V74H109ZM188 69V68H187ZM211 69H212V67H211ZM215 68H213V71L214 70H216ZM264 69V68H263ZM8 70L10 71V73L12 72L13 73V71H14V73H15V71L17 70H19L18 71V73L16 74V75H18V74H21V72H23L22 73V75H24V77H23V79H22V75L21 76H19V78H18V76L16 77V75L14 76V77H16V78H14L13 77V74H12V77L10 78V76H8L9 75V72H8ZM12 70V71H11ZM48 69L46 68V70H44L43 69V71L44 72H46ZM161 70V69H160ZM159 70V71H160ZM175 70H176V68H175ZM178 70V69H177ZM260 70H261V68H260ZM6 71V72H5ZM16 71V72H17ZM27 71V72H26ZM41 72L42 74H40V75H44L43 73L44 72ZM53 71H55V70H52L51 71V75L53 74ZM154 71V73L156 74V72ZM167 71V70H166ZM212 71V72H213ZM217 71H219V69L217 70ZM216 71V72H217ZM264 70H262V71H260V72H262V73H264L263 72ZM32 72H35V74H37V75H34ZM157 72H158V70H157ZM162 72V71H161ZM160 72V73H161ZM163 72H164V70H163ZM169 73V72H168ZM177 73H180V70H179V72H177ZM4 74V75H5ZM34 75V76H32V75ZM158 74H159V72H158ZM158 74H157V77H158ZM164 74H165V72H164ZM163 74V75H164ZM210 74H211V72H210ZM212 74H214V72L212 73ZM261 74V73H260ZM161 75V74H160ZM159 75V76H160ZM168 75V74H167ZM262 75V74H261ZM264 75V74H263ZM32 76V77H31ZM145 76V77H146ZM9 77V78H8ZM21 77V78H20ZM29 77H31V78H29ZM167 77V76H166ZM169 77V76H168ZM263 77V76H262ZM162 78V77H161ZM164 78V77H163ZM264 78V77H263ZM33 79V80H32ZM160 79V78H159ZM167 79V78H166ZM1 80V79H0ZM146 80V79H145ZM2 81V80H1ZM25 82V85L23 84L22 85V82ZM105 84H107V86H109L110 87V81H111V79L110 78H106L105 79ZM161 81V80H160ZM168 81V80H167ZM32 82V83H31ZM34 82V83H33ZM153 84V87L155 86V85H157V83L155 84V82H152ZM168 83V82H167ZM27 84V85H26ZM138 84L139 83H137V86H138ZM140 84H142L143 85V87H147L148 85H149V79H147V82H144V83H140ZM35 85V87H33ZM160 85V84H159ZM163 85V84H162ZM183 85V84H182ZM31 86H32V88H31ZM130 86H132V85H130ZM166 86H168V85H166ZM179 86V85H178ZM185 86H187V84L185 85ZM185 86H184V88H185ZM156 87V86H155ZM154 87V88H155ZM160 87H161V85H160ZM179 87H182V86H179ZM68 88H69V90H68ZM130 88H132V87H130ZM186 88H190V86H187ZM35 89H37L38 91L39 90H41L42 91V93H43V89H44V91H45V89H47V90H49L50 92H54V91H58V92H62V93H66L67 91H70V89H71V91H70V93H71V98H63V99H60V98H58V96H55L54 98H49V100L46 102H43V96H41V95H39L38 96V98H35L36 96L34 95L35 94ZM112 88L110 87V88H108V90H111ZM133 89V88H132ZM157 89V88H156ZM179 88L177 87V90H178ZM182 89V90H181ZM144 90L145 89H143V91H142V93L144 92ZM161 90V89H160ZM173 90H175V88L173 89ZM188 90V89H187ZM180 92H181V94L182 93H184L183 92V87L182 88H180ZM185 92H187L186 91V89H185ZM39 93V92H38ZM146 93V92H145ZM174 93H178V92H174ZM39 94H41V93H39ZM216 94V93H215ZM9 95V96H10ZM150 95V94H149ZM175 95V94H174ZM119 96V97H118ZM177 96H178V94H177ZM176 96V97H177ZM180 96V95H179ZM26 99L27 98V100H28V103H25V102H23V99ZM45 98H46V96H45ZM147 98V97H146ZM145 98V99H146ZM179 98V97H178ZM177 98V99H178ZM213 98V97H212ZM215 98V97H214ZM140 99L142 100L140 103H139V101H140ZM216 99V98H215ZM154 100H155V98H154ZM152 101H153V98H152ZM167 101V100H166ZM8 102H11L10 104H11V106H9L8 105ZM159 102V101H158ZM162 102H163V99H162ZM169 102V101H168ZM221 102H223V101H221ZM165 103L166 102H164V105H165ZM153 104H154V102H153ZM152 104V105H153ZM143 105V104H142ZM159 105V104H158ZM168 105H169V103H168ZM144 106V105H143ZM196 106H197V104H196ZM243 106H245V105H243ZM195 107V106H194ZM198 107H199V105H198ZM44 108H47V109H49V111H50V113H47L46 111H44L43 109ZM57 108H59L58 110L59 111H61V112H59V113H61L60 114V116H59V114H57L56 113V109ZM82 108V109H81ZM149 108H151V106L149 107ZM163 108H165V107H163ZM162 108V109H163ZM184 108V107H183ZM189 108V107H188ZM205 108H206V106H205ZM205 108L203 107V111L205 112ZM241 108H243V107H241ZM245 108V107H244ZM139 109V108H138ZM159 109V108H158ZM166 109V108H165ZM181 109V108H180ZM179 109V110H180ZM193 109H195V108H193ZM197 109V108H196ZM196 109L194 110V111H196ZM198 109H200V108H198ZM202 109V108H201ZM248 109V108H247ZM246 109V110H247ZM250 109V108H249ZM80 110H82L83 111V113L82 112H80ZM141 110H143L144 111V109H141ZM153 110V109H152ZM185 110V109H184ZM190 110H191V108H190ZM223 110H225V109H223ZM229 110H231V109H229ZM245 110V109H244ZM182 110H180V112H181ZM193 111V110H192ZM200 111H202V110H200ZM235 111V110H234ZM232 111V112H230V114L228 113V116H227V114H226V119L225 120H227L226 121V123H225V127H224V129L222 130V135H223V140H221L222 142V144H223V146H224V143L223 142H225V143H227V145H226V147L232 152V154L229 152V156H230V154H231V158L233 159V161L232 162H225V163H227L228 164V168H227V170L225 171V172H227V173H225V174H223L224 176H226V177H216L215 178V175H217V174H219V172L221 173V170H222V172L224 171L222 168H223V165L224 164H222V165H220V163H222V160H221V162L219 161V168H216V174L214 175V167L211 165L212 163H210V164H208L207 162L206 163H204V165L205 166H203V167H199L200 168V170L199 171H197V172H199V174H197V173H195V171H194V173H195V175H193L192 177H190V176H188V174L189 173H187L186 171V169H183V166H181V165H179L180 166V168L177 166H175L176 168H175V171L176 170H178L177 172H175L174 170V172H172V175H170V176H172L174 179L172 180L173 181V188L171 189V194H173L174 196H172V197H174V207L176 206L177 207V210H178V212L180 213V214H182L181 216H178L179 215V213H178V215H176V214H173V211L175 210V209H173V210H170V212L172 211V217H170V215L171 214H169L168 215V218L170 217V221L169 222H171L170 223V225L171 224H177L176 222H178L179 224H185L186 223V221H185V219H184V217L183 216H185L184 214H183V211H186V210H189L190 211V215L191 216H189V217H192V219L194 220V222H195V225L194 226H190V229H191V235H192V230H194V229H196L195 231H197V229H200L201 228V226H204V227H202L203 228V230L205 229L206 230V228L207 227H209L210 225H212V223L210 224V223H207V221H206V223L207 224H203L204 223V221L206 220L205 219V217H204V215L206 214V213H209V215H212V217L214 218V221H216V218H218L217 216L218 215H222V217L221 216H219V217H221V218H223V216H227V215H230V216H232L233 214H235L236 216H237V213L240 211V210H238L237 209V207H238V201H240V200H237L239 197H240V194L242 193H245V192H242V191H244V189H246L248 186L246 185L245 186V188L243 187V190H242V188H241V186H243V185H241L242 184V181H240L241 180V176H242V174H243V170H244V168H246V166H248L247 165V163L248 164H250L251 162V160L249 159L248 160V158L245 156V153H244V150H240L238 147L240 146H238V141L241 139V142L243 143L244 142V140H248V138L250 139V138H252V137H255L256 136V140L255 139H251L252 141L253 140H255L256 142L255 143H259V141H258V138H261V137H263L261 134L263 133L264 134V115L263 114H255L254 115V111L253 110H251L252 112L250 113H247V114H245L246 116L249 114V115H251L250 117H244V118H242V115L240 114L239 115V112H237V111ZM242 111V110H241ZM129 112V113H128ZM183 112V111H182ZM182 112H181V114H182ZM221 112H223V111H221ZM234 112V113H233ZM81 113V114H80ZM141 113H142V115H143V112L141 111ZM154 113V112H153ZM176 113V112H175ZM178 113V112H177ZM233 113V114H232ZM243 113V112H242ZM253 113V114H252ZM36 115V116H38V119H34L31 115ZM117 114V115H116ZM181 114H179L180 115V117H181ZM202 114V113H201ZM205 114H207V113H205ZM204 114V115H205ZM153 115V114H152ZM173 115V114H172ZM175 115V114H174ZM115 116H118L117 118H115V122L117 121V123H115L114 121H113V117H115ZM201 115L199 114V113H197V112H188V114H187V112L185 113V114H183L182 115V117H183V119L185 120L186 118H187V120L188 119H192V120H194V119H200V118H203V117H200ZM125 117H127V115L126 116H124V118ZM140 117H141V115H140ZM150 117V116H149ZM159 117V116H158ZM162 117H163V115H162ZM179 117V116H178ZM178 117H176L177 119H178ZM45 118H50L52 121H53V123L54 122H56L58 125H57V127H56V129L54 128V127H49V126H47V129L46 128H43V126H44V120H45ZM70 118H74L75 120L73 121V119H72V122H68V121H70L69 119ZM121 118H122V116H121ZM120 118V119H121ZM132 118V117H131ZM152 118V117H151ZM161 118V117H160ZM128 119V118H127ZM135 119H137V118H135ZM155 119V118H154ZM153 119V120H154ZM162 119V118H161ZM165 119V118H164ZM183 119H180V121H183ZM129 120V119H128ZM132 120V119H131ZM139 120H140V118H139ZM142 120H144V119H142ZM141 120V121H142ZM152 120V121H153ZM158 120V119H157ZM113 121V122H112ZM130 121V120H129ZM150 121V120H149ZM148 121V122H149ZM164 121H166V120H164ZM172 121V120H171ZM195 121V120H194ZM200 121V120H199ZM204 121H206V120H204ZM211 121V120H210ZM121 122H123V120L121 121ZM173 122H174V119H173ZM177 122V121H176ZM185 122V121H184ZM184 122H181V124L182 123H184ZM198 122V121H197ZM112 123H115V125H113ZM135 123H137V121H135ZM139 123V122H138ZM190 123V122H189ZM218 123V122H217ZM178 123H176L175 125H177ZM205 124H206V122H205ZM216 124V123H215ZM214 124V125H215ZM148 125V124H147ZM155 125H156V121H155ZM158 125H159V123H158ZM157 125V126H158ZM170 125H171V123H170ZM170 125H169V127H170ZM174 125V124H173ZM183 125V124H182ZM204 125V124H203ZM208 125V124H207ZM181 126V125H180ZM202 126V125H201ZM205 126V125H204ZM168 127V126H167ZM175 127V126H174ZM203 127V126H202ZM215 127V126H214ZM163 128H164V126H163ZM170 128H173V126H171ZM201 128V127H200ZM204 128V127H203ZM219 128V127H218ZM164 129H166V128H164ZM164 129H163V131H164ZM168 129V128H167ZM174 129V128H173ZM175 129H176V127H175ZM178 129V128H177ZM180 129H182V128H180ZM186 129V128H185ZM214 129V128H213ZM222 129V128H221ZM53 130H56V132H51V131H53ZM137 130V131H136ZM156 130V129H155ZM162 130V129H161ZM160 130V131H161ZM170 130V129H169ZM182 130H184V129H182ZM201 130V129H200ZM204 130H208V129H204ZM203 130V131H204ZM211 130V129H210ZM209 130V132H211ZM167 131V130H166ZM165 131V132H166ZM174 131H176V130H174ZM173 131V132H174ZM188 131V130H187ZM190 131V130H189ZM199 131V130H198ZM203 131L201 130L200 132H199V134L202 132V134H203ZM214 131V130H213ZM141 132V134H139ZM146 132V131H145ZM148 132V131H147ZM164 132V133H165ZM181 132H183V131H181ZM149 133V132H148ZM168 133H170V132H168ZM176 133V132H175ZM174 133V134H175ZM206 133V132H205ZM204 133V134H205ZM176 134H178V133H176ZM186 134V133H185ZM198 133H196L195 132V136L197 137L198 135H197ZM228 134H231L232 135V137L230 138V137H227V136H229ZM258 134H260L261 135V137H257V135ZM132 135V138L133 139H131L130 138V136ZM142 135V136H141ZM147 135V134H146ZM150 135V134H149ZM173 135V134H172ZM180 135V134H179ZM183 135H184V133H183ZM183 135L181 134V136H182V138L181 139H185V138H183ZM212 135V134H211ZM211 135H210V137H211ZM175 136V135H174ZM177 136V135H176ZM191 136V135H190ZM200 136H202L201 138H203V135H200ZM209 136V135H208ZM141 137V138H140ZM143 137H145V136H143ZM147 137H148V135H147ZM147 137H146V140H147ZM171 137V136H170ZM188 137V136H187ZM207 137V136H206ZM210 137H208V139L210 138ZM213 137V136H212ZM211 137V138H212ZM221 137V136H220ZM189 138V137H188ZM222 138V137H221ZM247 138V139H246ZM264 138V137H263ZM144 139V138H143ZM167 139V138H166ZM179 139V138H178ZM181 139H179V140H176V141H180ZM206 139V138H205ZM207 139V141H209ZM149 140V139H148ZM151 140V139H150ZM170 140H171V138H170ZM173 140H174V138H173ZM194 140H195V138H194ZM260 140V139H259ZM126 141H130L128 144L126 143ZM141 141V140H140ZM175 141V140H174ZM125 142V143H124ZM134 142V141H133ZM144 142H146V141H144ZM143 142V143H144ZM190 142V141H189ZM201 142H202V139H201ZM204 142V141H203ZM248 142V141H247ZM261 142V141H260ZM132 143V142H131ZM135 143V145H136V143L137 142H134ZM142 143V142H141ZM141 143L139 142V145H141ZM147 143V142H146ZM185 143V142H184ZM193 143V142H192ZM209 143V142H208ZM221 143H219V140H218V142L217 141H212L211 142V144L209 145V146H207L209 149H208V151H209V156H211V155H213V148H215V150H217L216 148V145L217 144H221ZM239 143H240V141H239ZM252 143H254V142H252ZM254 143V144H255ZM175 144V143H174ZM174 144H173V146H172V148L173 147H176V145L177 144H175V146H174ZM179 144V143H178ZM199 144V143H198ZM198 144H196V145H198ZM204 144V143H203ZM250 144V143H249ZM171 145V144H170ZM186 145V144H185ZM195 145V144H194ZM201 145H202V143H201ZM205 145V144H204ZM261 145V144H260ZM182 146V145H181ZM187 146H189V145H187ZM187 146H185V147H187ZM200 146V145H199ZM222 145H220L219 147H223ZM252 146L254 147V145L252 144ZM258 146V145H257ZM122 147H120L121 149H122ZM129 147H132V146H129ZM136 147H138L137 145H136ZM170 147V146H169ZM168 147V148H169ZM190 147V146H189ZM192 147V146H191ZM194 147V146H193ZM204 147H206V146H204ZM248 147H251V145L250 146H248ZM251 148V149H254V148ZM167 148V149H168ZM171 148V149H172ZM182 148V147H181ZM188 148V147H187ZM212 148V149H211ZM226 148V149H227ZM255 148H256V146H255ZM178 149V148H177ZM176 148H175V152H176V150H177ZM180 149V148H179ZM184 149V148H183ZM182 149V150H183ZM194 149V148H193ZM195 149H198V146H197V148H195ZM201 148L199 147V150H200ZM204 149V148H203ZM207 149V148H206ZM211 149V150H210ZM219 149V148H218ZM222 149H224V148H222ZM221 148H220V150H222ZM225 149V150H226ZM250 149V150H251ZM188 150V149H187ZM192 150V149H191ZM195 151V150H193V151H195L196 153H194L195 154V156H196V154L198 153V152H200V151ZM255 150V149H254ZM257 150L259 151V154H257ZM178 151V150H177ZM181 151V150H180ZM193 151L191 152L192 154H193ZM202 151V150H201ZM210 151H211V154H210ZM252 151V150H251ZM172 152V151H171ZM175 152H174V154H175ZM189 152H190V150H189ZM188 152V153H189ZM204 152V151H203ZM203 152L202 153H200L199 155H203ZM237 153V154H233V153ZM253 152H255L256 153V156L255 157H258L259 156V160L255 163V168H254V166H253V169H254V174H253V177L250 175V174H252L250 171H251V169H250V171H249V166L247 167V169H246V172L248 171L249 172V174H248V176H250V177H252L253 178V180H255V182H251V181H249V186H250V188L249 189H247L248 191L249 190H251V193H252V199H251V210L253 211L254 209H255V206L257 205V202H256V200H258L257 199V197H256V194L258 195V191L259 190H261V189H263L264 190V188H262V187H264V164H263V160H264V141H263V143H262V146L260 147V149H256V151H253ZM252 152V153H253ZM173 153V152H172ZM171 153V155H174V154H172ZM191 153H189V155L191 154ZM205 154H208L207 152H204ZM254 153V154H255ZM177 154V153H176ZM184 154V153H183ZM185 154H187V153H185ZM228 155V154H227ZM227 155H225V156H227ZM253 155V154H252ZM252 155H249V158H251V157H254V156H252ZM258 155V156H257ZM177 156V155H176ZM176 156H175V158H176ZM180 156V155H179ZM179 156H177V157H179ZM186 156V155H185ZM195 156H193V157H195ZM204 156V155H203ZM202 156V157H203ZM224 156V155H223ZM222 156V157H223ZM224 156V157H225ZM229 156H227V159H228V157ZM171 157H174V156H171ZM214 157V156H213ZM174 158V159H175ZM192 158V157H191ZM204 158L206 159V158H208V156H204ZM226 158V157H225ZM173 159V158H172ZM176 159H179V158H176ZM175 159V160H176ZM183 159V158H182ZM197 159H198V155H197ZM197 159H195L196 161H197ZM209 159V158H208ZM213 159V158H212ZM222 159V158H221ZM112 160V159H111ZM189 160H190V158H189ZM202 160V159H201ZM231 161V159H228V161ZM113 161V160H112ZM172 161V160H171ZM176 161H179V160H176ZM187 161V160H186ZM192 161V160H191ZM208 161H210V160H208ZM215 161V160H214ZM253 161L255 162V160L253 159ZM107 162H109L108 160L106 161V164H108ZM114 162H116V161H114ZM184 162V161H183ZM199 162V161H198ZM202 162V161H201ZM254 162H252L251 163V165H250V168L252 167V164H254ZM109 163H111V161L109 162ZM173 163V161L170 163V164H172ZM179 163V162H178ZM195 163V162H194ZM224 163V162H223ZM111 164H115V163H111ZM169 164V163H168ZM182 164V163H181ZM197 164V163H196ZM200 164V163H199ZM198 164V165H199ZM202 164V163H201ZM217 164V163H216ZM105 165V164H104ZM173 165V164H172ZM172 165H170L171 167H172ZM203 165V164H202ZM244 165H245V167H244ZM110 166V165H109ZM108 166V167H109ZM189 166H190V164H189ZM192 166H195V165H192ZM116 167V166H115ZM173 167H174V165H173ZM191 167V166H190ZM225 167H227L226 165L224 166V168ZM244 167V168H243ZM110 168V167H109ZM165 168V167H164ZM168 168H169V166H168ZM187 168V167H186ZM198 168V167H197ZM109 171V172H106L107 170ZM163 169V168H162ZM162 169L161 168H159L158 170H161L162 171ZM192 169V168H191ZM191 169H189L188 168V170H190L191 171ZM195 169V168H194ZM260 169V170H259ZM106 170V171H105ZM116 170H118V168L116 169ZM153 170V169H152ZM157 170V171H158ZM169 170V169H168ZM171 170H172V168H171ZM198 170V169H197ZM218 170H220L219 172H218ZM165 171H167V170H164V174H165ZM118 172H119V170H118ZM169 172V171H168ZM189 172V171H188ZM117 173V174H116ZM159 173V172H158ZM162 174H163V172H161ZM160 173V174H161ZM191 174V173H190ZM197 174V175H196ZM244 174H246L245 172H244ZM122 175V174H121ZM156 175H158V174H156ZM166 175V174H165ZM125 176V175H124ZM123 176V177H124ZM127 176V175H126ZM126 176H125V178H126ZM132 177H134V174L133 175H131ZM220 176H221V174H220ZM246 177H247V175H245ZM122 179H121V178ZM152 177H154V176H152ZM166 177V176H165ZM131 178V177H130ZM157 178V177H156ZM162 178V177H161ZM169 178V177H168ZM222 180H225V182L223 183V184H225V185H223L222 184V182H221V179ZM119 179H121V181H119ZM127 180H128V178H126ZM137 178H134V180H136ZM248 179V178H247ZM246 179V180H247ZM127 180H126V182H127ZM130 180V179H129ZM251 180V179H250ZM124 181H125V179H124ZM123 181V184L125 183ZM215 182H217L216 184H215ZM221 182V183H220ZM245 182V180L243 181V183ZM133 183H135V182H133ZM246 184V183H245ZM95 185H97V187L98 186H100V185H108L109 186V188H105V189H102V190H100L99 189V187H98V191H95L94 189H95ZM125 185H127V183H125ZM124 185V186H125ZM129 185V184H128ZM133 185V184H132ZM141 185V184H140ZM139 185V186H140ZM96 187V188H97ZM106 187V186H105ZM126 187V186H125ZM133 187V186H132ZM129 188V187H128ZM127 188V189H128ZM131 189V188H130ZM125 190V189H124ZM134 190V189H133ZM135 190H136V188H135ZM246 190V191H247ZM128 191V190H127ZM122 192V191H121ZM132 192V191H131ZM135 192V191H134ZM228 192H232V193H230V194H232L233 196H232V198H231V196H230V198L227 196V194H228ZM137 193V192H136ZM225 193V194H224ZM247 193V192H246ZM264 192H262L261 194L262 195H264L263 194ZM124 194V193H123ZM134 194V193H133ZM132 194V195H133ZM139 194V193H138ZM248 194H250V192H248ZM248 194H247V197H248ZM130 195V194H129ZM245 195V194H244ZM126 196V195H125ZM133 196H135V195H133ZM139 196V195H138ZM144 196H146V195H144ZM144 196H142V197H144ZM242 196V195H241ZM246 197V196H245ZM259 197H260V195H259ZM263 197V196H262ZM127 198L129 199V197L127 196ZM130 198H132V197H130ZM136 198L137 197H135L134 199L136 200ZM139 198V197H138ZM242 197H240L239 199H241ZM143 199V198H142ZM248 199V198H247ZM263 199V198H262ZM172 200V199H171ZM245 200V199H244ZM250 200V199H249ZM260 201H262L261 200V198L259 199ZM258 200V202L260 203V201ZM129 201V200H128ZM132 201H133V199H132ZM132 201H130L131 203H132ZM138 201H139V199L136 201L137 202V204H138ZM156 201V200H155ZM242 202H243V200H241ZM246 201V200H245ZM244 201V202H245ZM264 201V200H263ZM134 202V201H133ZM135 202V203H136ZM169 202V201H168ZM248 202H250V201H248ZM118 203V204H119ZM125 204H126V201L124 202ZM129 203V202H128ZM128 203H127V205H128ZM140 203V202H139ZM150 203V202H149ZM165 203V202H164ZM172 203V202H171ZM258 203V204H259ZM125 204H122V206L123 205H125ZM133 204V203H132ZM136 204V205H137ZM148 204V203H147ZM158 204V203H157ZM168 204V203H167ZM249 204V205H250ZM135 205V204H134ZM156 205V204H155ZM241 205V204H240ZM243 205V204H242ZM246 204L244 203V205L243 206H245ZM249 205H247V206H249ZM98 206H100L101 208H98ZM120 206V205H119ZM118 206V207H119ZM144 206V205H143ZM162 206V205H161ZM160 206V207H161ZM164 206V205H163ZM167 206V205H166ZM171 206V205H170ZM102 207H103V210H102ZM128 207V206H127ZM129 207H132V206H129ZM136 207V206H135ZM138 207V206H137ZM173 207V206H172ZM173 207V208H174ZM120 208V207H119ZM122 208V207H121ZM126 208V207H125ZM133 208V207H132ZM132 208H130V209H132ZM139 208V207H138ZM147 208V207H146ZM163 208H166V207H163ZM171 208V207H170ZM250 208V207H249ZM113 209V208H112ZM116 209V208H115ZM114 209V210H115ZM143 209H144V207H143ZM172 209V208H171ZM244 209H247V207L245 208L244 207ZM129 210V209H128ZM127 210V211H128ZM134 210H135V208H134ZM157 210V209H156ZM155 210V211H156ZM166 210H167V208H166ZM176 210V211H177ZM207 210L209 211V210H212L213 212H215L216 213V215L217 216H215V214L213 215L212 213L210 214V212H207ZM243 210V209H242ZM249 210V209H248ZM110 211V210H109ZM118 211H119V209H118ZM247 211V210H246ZM246 211L244 212V214L246 213ZM121 212V211H120ZM129 212V211H128ZM163 212H165V211H163ZM163 212H162V214H163ZM168 213H169V210L167 211ZM206 212V213H205ZM241 212V211H240ZM264 212V211H263ZM109 213H112V212H109ZM114 213V212H113ZM142 213V212H141ZM156 213V212H155ZM175 213V212H174ZM185 213V212H184ZM91 214H92V216H91ZM115 214V213H114ZM113 214V215H114ZM123 214H125V213H122V215L121 216H123ZM128 214V213H127ZM131 214V213H130ZM139 214H140V212H139ZM164 214H166V213H164ZM103 215V216H102ZM116 215V218L117 217H119L120 216V214H115ZM115 215H114V217L112 216V218L114 219V221L113 220H111L110 222H111V224H113L114 222H115ZM132 215V214H131ZM134 215H136L135 213H134ZM157 215H159V212L157 211ZM207 215V214H206ZM234 215V216H235ZM102 216V217H101ZM125 216V215H124ZM129 216V215H128ZM128 216H126V217H128ZM144 216V215H143ZM146 216V215H145ZM144 216V217H145ZM148 216V215H147ZM161 216V215H160ZM159 216V219L161 218ZM166 216V215H165ZM129 217H132V216H129ZM129 217H128V219H129ZM233 217V216H232ZM110 218V217H109ZM125 218V217H124ZM135 218H137L138 219V221H139V216L137 215V217H135ZM135 218H134V220H135ZM141 218V217H140ZM148 218V217H147ZM150 218V217H149ZM165 218V220H168V218L166 219V217H164ZM212 218V219H213ZM220 218V219H221ZM227 218V217H226ZM263 218V217H262ZM261 218V219H262ZM118 219V222H117V225L120 227H123V226H125V224H124V222H123V218H117ZM205 219V220H204ZM211 219V220H212ZM228 219V218H227ZM226 219V220H227ZM233 220V218H230L229 220ZM242 218H240V220H241ZM130 220V219H129ZM132 220H133V217H132ZM141 220H142V218L140 219V222H141ZM145 220V219H144ZM154 220V219H153ZM165 220H161L162 222H164ZM190 220V219H189ZM188 220V221H189ZM207 220H209V219H207ZM218 220V219H217ZM229 220L227 221L228 223H227V225H228V228L230 229V227L231 226H229V224H231V223H234L233 221H230L229 222ZM238 221H239V216H238V219H237ZM237 220L235 221V224L237 223ZM259 221H260V219H258ZM83 221V222H82ZM112 221H113V223H112ZM117 221V220H116ZM125 221V220H124ZM150 221V220H149ZM159 221V220H158ZM187 221V223H191L192 224V222H188ZM213 221V220H212ZM211 221V222H212ZM103 222V221H102ZM107 222V221H106ZM127 222V221H126ZM139 222V223H140ZM162 222H160V223H162ZM169 222H168V224H169ZM202 222V223H201ZM208 222H210V221H208ZM217 222H219V220L217 221ZM217 222H215V223H217ZM223 222H225V221H223ZM263 222V221H262ZM129 223V222H128ZM133 223V222H132ZM131 223V224H132ZM136 223V222H135ZM148 223H150V222H148ZM153 223V222H152ZM167 223V222H166ZM226 223V222H225ZM74 224H76V225H74ZM108 224V223H107ZM110 224V225H111ZM116 224V223H115ZM122 224H124V225H122ZM146 224V223H145ZM156 224V223H155ZM159 224V223H158ZM178 224V225H179ZM208 224H209V226H208ZM223 224V223H222ZM234 224V225H235ZM103 225H105V222H103ZM109 225V226H110ZM114 225V224H113ZM142 225V224H141ZM164 225V224H163ZM172 225V226H173ZM188 225V224H187ZM213 225H215L216 226V224H213ZM219 225H220V223H219ZM224 225V224H223ZM226 225V224H225ZM224 225V226H225ZM226 225V226H227ZM254 225V224H253ZM259 225H261V222L259 223ZM75 228H74V227ZM128 225H126V228H125V230L128 228L127 227ZM136 226V225H135ZM150 226V228L148 229V231L146 230V232H148L150 235L149 236H151V232H149L150 230H152L151 229V225H149ZM165 226H168L167 224H165ZM172 226H168V227H172ZM175 226V225H174ZM177 226V225H176ZM180 226V225H179ZM184 226V225H183ZM221 226V225H220ZM223 226V227H224ZM255 226H257V225H254V228H255ZM68 227H66V228H68ZM115 227V226H114ZM113 227V228H114ZM117 227V226H116ZM134 227V226H133ZM152 227H155V226H152ZM157 227H158V225H157ZM182 227V226H181ZM186 227V226H185ZM188 227V226H187ZM186 227V228H187ZM206 227V228H205ZM214 227V226H213ZM223 227H220L221 229H219L218 227V229H219V231L218 232H220V230H222L223 229ZM258 227V226H257ZM99 228V229H100ZM102 228H103V226H102ZM107 228V225H105L104 226V229H106ZM130 228V227H129ZM132 228V227H131ZM138 228H140L141 229V226L139 227L138 226ZM142 228H144V227H142ZM148 227H146V229H147ZM161 228V227H160ZM185 228V229H186ZM189 228V227H188ZM216 228V227H215ZM215 228H213V229H215ZM226 228V227H225ZM236 228V227H235ZM234 228V229H235ZM237 228H238V226H237ZM251 228V227H250ZM261 228V227H260ZM10 229H8L9 231H10ZM16 229V228H15ZM69 229V230H70ZM73 229H71V230H73ZM99 229H96L97 231H99ZM110 229V228H109ZM121 230H123V228H120ZM168 229V228H167ZM167 229L164 227V228H162V230H163V233L165 234V236L167 237V238H169L168 236H169V232L167 231ZM174 230H173V232L175 231V227L173 228ZM184 229V230H185ZM189 229V230H190ZM227 229V228H226ZM226 229H224V230H226ZM232 229V228H231ZM252 229V228H251ZM7 230V231H8ZM93 230V229H92ZM91 230V231H92ZM116 230H119V229H116ZM131 230V229H130ZM133 230V229H132ZM142 231H143V229H141ZM158 230H160V229H158ZM158 230H157V232H158ZM179 230H181V229H178V230H176V231H179ZM183 230V229H182ZM211 230V229H210ZM216 230V229H215ZM214 230V231H215ZM223 230V231H224ZM100 231H101V229H100ZM106 231V230H105ZM108 231V230H107ZM106 231V234L108 233ZM112 231V230H111ZM120 231V230H119ZM124 231V230H123ZM122 231V232H123ZM140 231V230H139ZM141 231V232H142ZM145 231V230H144ZM195 231H194V237L196 236L195 235ZM200 231H201V229H200ZM199 231V232H200ZM206 231H208V230H206ZM254 231V230H253ZM255 231H257L256 229H255ZM4 232V231H3ZM20 232V231H19ZM19 232H18V235H19ZM67 232V233H66ZM74 232H77L76 230L74 231ZM81 232V231H80ZM93 232V231H92ZM114 232V231H113ZM116 232H118V231H116ZM152 232H156V231H152ZM162 232V231H161ZM180 232V231H179ZM185 232V231H184ZM183 232V233H184ZM187 232V231H186ZM190 232L189 233H187L186 235H185V233H184V235L185 236H187L188 235V238H189V234H190ZM202 232V231H201ZM234 232H236V231H234ZM1 233H2V231H1ZM6 233V232H5ZM70 233V232H69ZM79 233V232H78ZM89 233V232H88ZM128 233H129V229H128ZM130 233H131V231H130ZM139 233V232H138ZM161 234V235H164V234ZM198 232H196V234H197ZM205 233H207V232H205ZM209 233H210V231H209ZM209 233H207V234H209ZM212 233V232H211ZM210 233V234H211ZM8 234V233H7ZM6 234V235H7ZM13 234V233H12ZM72 234H73V232H72ZM76 234V233H75ZM110 234V233H109ZM115 234V233H114ZM119 234V233H118ZM117 234V235H118ZM126 234V233H125ZM139 234H141V233H139ZM147 234V233H146ZM175 236L177 237V236H179V238H181V237H183V234H181L182 236H180V235H177V234H180V233H176L175 232ZM207 234H205V235H207ZM208 235V238L210 237V236H212V234L211 235ZM216 235H218L219 236V234H217V232L215 233ZM214 234V235H215ZM222 234V233H221ZM225 234H226V231H225ZM248 234V233H247ZM250 234H253V232H251ZM255 234V233H254ZM9 235V234H8ZM15 235V234H14ZM70 235H71V233H70ZM70 235L68 234V236H69V238L70 239H73V237L71 238L70 237ZM74 235V234H73ZM108 235V234H107ZM112 235V234H111ZM116 235V234H115ZM129 235V234H128ZM148 235V234H147ZM155 235V234H154ZM154 235H153V237H154ZM200 235H202V234H200ZM204 235V234H203ZM202 235V236H203ZM249 235V234H248ZM53 236V237H52ZM72 236V235H71ZM76 236V235H75ZM82 236V235H81ZM113 237H115L114 235H112ZM121 236H122V234H121ZM123 236H124V233H123ZM134 237L135 236H137V235H133ZM139 236V235H138ZM137 236V237H138ZM140 236H142V235H140ZM144 236V235H143ZM174 236V235H173ZM174 236V238L176 239V237ZM202 236H200L201 238H202ZM218 236H216V237H218ZM225 235H223L222 234V238L224 237ZM2 237H3V234H2ZM5 237V236H4ZM7 237V236H6ZM19 237V236H18ZM18 237H17V240H16V238H15V240L16 241H18ZM25 238V235L24 236H21L20 238ZM28 237V236H27ZM26 237V238H27ZM109 237V236H108ZM120 237V236H119ZM118 237V238H119ZM125 237V236H124ZM124 237H123V239H122V237H121V239L122 240H124ZM132 237V236H131ZM130 237V238H131ZM157 237H159V236H157ZM162 237V236H161ZM193 237V236H192ZM199 237V235H198V238L196 237V239H197V241H198V239H200L201 240V238ZM207 237V236H206ZM205 237V238H206ZM215 237V238H216ZM248 237V236H247ZM251 237H252V235H251ZM22 238V239H23ZM39 238V239H40ZM51 238H49V240L51 239ZM66 238H67V240H66ZM106 238H107V240H106ZM117 238V237H116ZM146 238V240L147 239H149V237L147 238V236L145 237ZM151 238H152V236H151ZM150 238V239H151ZM184 238V237H183ZM191 238V237H190ZM214 238V237H213ZM213 238H210V239H213ZM219 238V237H218ZM217 238V239H218ZM221 238V237H220ZM2 239V238H1ZM28 239V238H27ZM38 239V240H39ZM51 239V240H52ZM78 239V238H77ZM110 240L112 239V238H109ZM114 239V238H113ZM132 239H133V241H135L134 239L135 238H133L132 237ZM131 239V240H132ZM138 239H139V237H138ZM141 239V238H140ZM139 239V240H140ZM143 239V238H142ZM164 239V238H163ZM162 239V240H163ZM178 239V238H177ZM186 239V237L184 238V239H182V241L183 240H185ZM194 239V238H193ZM203 239V241H205L204 240V238H202ZM207 239V238H206ZM209 239V240H210ZM229 239V238H228ZM248 239V238H247ZM7 240H8V238H7ZM26 240V239H25ZM24 240V241H25ZM42 239H40V241H41ZM45 240H44V242H45ZM75 240H76V237H75ZM75 240H73V241H75ZM119 240H120V238H119ZM118 239H117V242L115 243V244H117V243H121V240H120V242H118L119 241ZM125 240H126V237H125ZM124 240V241H125ZM137 240V239H136ZM144 240V239H143ZM142 240V241H143ZM146 240H144V241H146ZM153 240V239H152ZM168 240V239H167ZM189 240V239H188ZM192 240V239H191ZM191 240H189V241H191ZM208 240V239H207ZM6 241V240H5ZM21 241V240H20ZM28 241H29V239H28ZM114 241H116V240H114ZM128 241V240H127ZM141 241V243L139 244V242L140 241H138V244L141 246V247H139V248H141L140 249V251H141V253L143 254V255H141L140 257L138 256L137 257V253H135V256H134V258H132V260L134 259V263H136V264H153V263H151L150 262V260H148V258H154L155 257V255H159L160 257H162V256H164L165 254H166V252H167V249L168 250H170V253H168V254H170L171 255V257H172V261H173V263L174 264H176V262L178 261L177 259L179 258V256L181 255V256H183V257H185L187 254V252H184V250H185V248H184V246L185 245H187L186 243L187 242H189V241H187L186 240V242L184 243L185 245L183 246V248H182V246H181V244H179L178 242H176V241H174L173 239H171L170 240V242L168 241H165V239H164V241H161V242H158L159 243V245H157L156 246V248L157 249H155V250H153V249H150V247L148 246V242L146 243V242H142ZM193 241V240H192ZM191 241V242H192ZM202 241V243H203V246H201L200 248H196L197 250H195L193 253H190L191 255H190V257H189V255H187V257L186 258H188L189 257V262H188V259L186 260V262L187 263H185V264H201V262H203V261H205V263H206V258L208 257V256H210L209 254H208V252H206V250L204 249V246H206L207 248H208V246H209V244H210V242H207L208 243V246H207V244L205 245V243ZM214 241H215V239H214ZM229 241V240H228ZM248 241V240H247ZM252 241V240H251ZM254 241V240H253ZM1 242V241H0ZM4 242V241H3ZM15 242V241H14ZM22 242V243H21ZM20 242V244L23 246V240ZM39 242V241H38ZM43 242V241H42ZM42 242H41V245H42ZM47 242L48 241H46L45 242V244H46V246L48 245V248H51V246H52V249L55 247V245H54V247H53V242L52 241H49L50 243H52V245H50L49 243L47 244ZM71 242V244H72V240H70L69 241V243ZM78 242H79V239H78ZM109 242V241H108ZM112 242V241H111ZM149 242H150V240H149ZM190 242V243H191ZM198 242H200V244L199 245H201V241H198ZM217 242V241H216ZM223 242H225V241H223ZM7 243V242H6ZM28 242H25V244H27ZM76 244H77V242H75ZM89 243V244H90ZM99 243V242H98ZM101 243H100V245H101ZM110 243V242H109ZM108 243V244H109ZM130 243V242H129ZM129 243L128 244H125L124 246L126 247V245H129ZM137 243V242H136ZM150 243H154L153 241L152 242H150ZM211 243H212V241H211ZM219 243V241L217 242V243H215V244H218ZM231 243V242H230ZM257 243V242H256ZM12 244V243H11ZM16 244V243H15ZM19 244V245H20ZM25 244H24V246H25ZM29 244V243H28ZM27 244V245H28ZM34 243H32V245H33ZM80 244V243H79ZM111 244V243H110ZM131 244V243H130ZM133 244V243H132ZM154 244H156V243H154ZM189 244V243H188ZM194 244H195V240H194V243H193V246H194ZM220 244V243H219ZM219 244L217 245V246H219ZM224 244V243H223ZM235 244H237V243H235ZM234 244V245H235ZM239 244V243H238ZM245 244V243H244ZM259 244V243H258ZM257 244V245H258ZM0 245H2L1 243H0ZM9 245V244H8ZM40 245V246H41ZM44 245V244H43ZM50 245V246H49ZM95 245H97V244H95ZM103 245V244H102ZM106 245V244H105ZM123 245V244H122ZM137 245V244H136ZM135 245V246H136ZM150 245V244H149ZM153 245V244H152ZM152 245H151V247H152ZM241 245V244H240ZM251 245V244H250ZM249 245V248L251 247ZM256 245V246H257ZM12 246V245H11ZM29 246V245H28ZM46 246H44V247H42V249L44 248V252L42 253L44 256H50V254H53V253H51L50 251H49V249L46 247ZM72 246V245H71ZM76 246V245H75ZM79 246V245H78ZM83 246H84V244H83ZM86 246H87V244H86ZM91 247H92V245H90ZM89 246V247H90ZM104 246V245H103ZM110 246V245H109ZM108 246V247H109ZM134 246V245H133ZM195 246H197V244H195ZM211 246H213V244L211 245ZM217 246L215 247V248H217ZM255 246V247H256ZM260 246V245H259ZM261 246H264V245H261ZM0 247H2V246H0ZM4 247V246H3ZM14 246H12L11 248H13ZM20 247V246H19ZM34 247H35V245H34ZM65 247V246H64ZM73 247H74V245H73ZM72 247V248H73ZM94 247H96V246H93V248H90V249H94ZM97 247H98V245H97ZM100 247H102V246H100ZM106 247V246H105ZM104 247V248H105ZM116 247V246H115ZM129 246H127V248H128ZM130 247H131V245H130ZM137 247H138V245H137ZM155 247V246H154ZM153 247V248H154ZM187 247L188 246H186V249H187ZM191 248H192V246H190ZM8 248V247H7ZM24 248V247H23ZM27 248V247H26ZM25 248V249H26ZM60 248H61V246H60ZM68 248V247H67ZM76 248V247H75ZM99 248V247H98ZM98 248L95 250V251H98L99 252V250H98ZM111 248H113V246L111 247ZM127 248H126V252H127ZM191 248H189L190 250H191V252H192V249ZM214 248V247H213ZM213 248L211 249V247L209 248L211 251L213 250ZM214 248V250H216ZM222 248V247H221ZM258 248V247H257ZM260 248H262V247H260ZM28 249H29V247H28ZM27 249V250H28ZM38 250H40L41 248H37ZM57 249V248H56ZM87 249V248H86ZM99 249H101V248H99ZM107 249V248H106ZM137 250H139L138 248H136ZM195 249V248H194ZM193 249V250H194ZM251 249V248H250ZM259 249V248H258ZM264 249V248H263ZM18 250V249H17ZM35 250V249H34ZM55 250V249H54ZM61 251H63L64 249H63V246H62V248L60 249ZM71 250V249H70ZM73 250V249H72ZM81 250V249H80ZM89 250V249H88ZM102 251H101V253L103 252V249H101ZM108 250V249H107ZM115 249L113 248V257H114V252H116V251H114ZM122 250V249H121ZM133 250V249H132ZM134 250H135V248H134ZM210 250H209V253H210ZM217 250H218V248H217ZM240 250H242V248L240 249ZM56 251V250H55ZM59 251V250H58ZM75 251V250H74ZM90 251V250H89ZM94 251V250H93ZM118 251V250H117ZM120 251V250H119ZM125 251V250H124ZM123 251V252H124ZM129 251V250H128ZM242 251H244V248H243V250ZM263 251V250H262ZM261 251V252H262ZM7 252H8V255H16L17 253H14V252H12V250L10 251H8V249H7ZM32 252H33V249H32ZM37 252V251H36ZM50 252V253H49ZM63 252H66V247H65V251H63ZM109 252V251H108ZM112 252V251H111ZM121 252V251H120ZM130 253H132L131 251H129ZM129 252H127V253H129ZM139 252V251H138ZM186 254L185 256H184V253ZM190 252V251H189ZM215 252V251H214ZM213 251H212V253H214ZM255 251L253 250V254H258V255H262V254H260L259 252H258V250L256 249V252L254 253ZM264 252V251H263ZM35 253V252H34ZM33 253V254H34ZM58 253V252H57ZM106 253V252H105ZM125 253V252H124ZM129 253V255L127 254V256H129L130 257V255H132L133 256V254H130ZM134 253V252H133ZM211 253V254H212ZM235 253V252H234ZM245 253V252H244ZM244 253H242L241 252V254H244ZM19 254H20V252H19ZM36 254V253H35ZM41 254V253H40ZM63 254V253H62ZM72 254H73V252H72ZM71 253H69L68 255L70 256V258H72L71 257V255H72ZM95 254V253H94ZM106 254H108V253H106ZM122 254V253H121ZM183 254V255H182ZM249 254V253H248ZM264 254V253H263ZM55 256H56V254H54ZM75 255V254H74ZM86 255V254H85ZM98 256H100L99 254H97ZM96 254H95V258H100V257H98ZM103 255H104V253H103ZM108 255H110V252H109V254ZM108 255H107V257H108ZM138 255H140V254H138ZM10 256V257H11ZM27 256H30V254L28 253V255ZM40 256H42V255H40ZM55 256L54 257H52V258H55ZM63 256V255H62ZM64 256H66V255H64ZM73 256V255H72ZM102 256V255H101ZM111 259H113L112 258V253H111ZM116 256V255H115ZM124 256H126V254H124ZM168 256V255H167ZM180 256V257H181ZM218 256H221V255H218ZM218 256H216L215 257V259L213 260L214 261V264H219L218 263ZM256 256V255H255ZM262 256H264V255H262ZM13 257V256H12ZM19 257V256H18ZM21 257V256H20ZM19 257V258H20ZM26 256H24L23 257V260H24V258H25ZM31 257H33V258H31ZM74 257V256H73ZM88 257V256H87ZM91 257V256H90ZM106 257V256H105ZM121 257H123V254H122V256ZM257 257H258V262L260 263V262H262L261 261V258L263 259V257H260L259 258V256H256V260H257ZM28 258H31V259H34L35 258V256L33 255V256H30V257H26L25 259L26 260H28ZM43 258V257H42ZM46 258V257H45ZM48 258V257H47ZM51 257H49V259H50ZM60 258H62L61 257V255H60ZM59 258V259H60ZM64 258V257H63ZM69 258V259H70ZM83 258V257H82ZM110 257H108V259H109ZM117 258V257H116ZM127 258V263H124L125 262V259ZM131 258V257H130ZM157 258V257H156ZM164 258H167L166 257V255H165V257ZM41 259V258H40ZM40 259L39 260H36L35 259V261H37V263L38 264H47V263H45L46 262V260H45V262L44 261H42L43 259H41V261H40ZM58 259V258H57ZM66 260L68 259V258H65ZM63 260V261H66V260ZM92 259V258H91ZM102 259V258H101ZM100 259V260H101ZM120 258H118V260H119ZM125 259H124V262L123 263H121V264H128V257H125ZM158 259V258H157ZM156 259V260H157ZM182 259H184V258H181V261H180V259H179V263L181 264L182 262H184ZM207 259H209V258H207ZM210 259L212 260V258L210 257ZM21 260H22V258H21ZM22 260V261H23ZM25 260V261H26ZM48 260V259H47ZM56 260V259H55ZM55 260L53 259V261L55 262ZM86 260H88V259H86ZM106 260L107 259H105V262H106ZM123 260V259H122ZM135 260H136V262H135ZM159 260H160V258H159ZM161 260H162V258H161ZM211 260H207V261H210V263H211ZM264 260V259H263ZM21 261V262H22ZM52 261V260H51ZM58 261V260H57ZM69 261V260H68ZM84 261V260H83ZM108 261H112V260H108ZM107 261V262H108ZM131 261V260H130ZM152 261V260H151ZM153 261H154V259H153ZM48 262V261H47ZM60 262H62V260H60L59 261V263ZM73 263H75V261H72ZM79 262V261H78ZM96 262H97V264H98V262H99V260L97 261L96 260ZM101 262H104V258H103V261L101 260ZM100 262V263H101ZM104 262V263H105ZM121 262V261H120ZM155 262V261H154ZM157 262H158V260H157ZM49 263V262H48ZM51 263V262H50ZM57 263V262H56ZM63 263V262H62ZM76 263H77V261H76ZM116 263V262H115ZM119 263V262H118ZM131 263H133L132 261H131ZM179 263H177V264H179ZM25 264V263H24ZM51 264H54V263H51ZM68 264H69V262H68ZM71 264V263H70ZM78 264V263H77ZM79 264H81V263H79ZM88 264V263H87ZM90 264V263H89ZM93 264V263H92ZM96 264V263H95ZM111 264H112V262H111ZM155 264V263H154ZM202 264H204V263H202ZM209 264V263H208Z\"/></svg>",
	"mask_w": 264,
	"mask_h": 264
}]
</instances>
